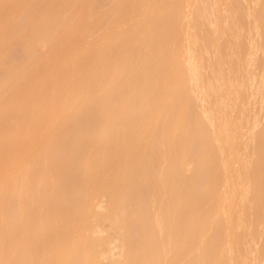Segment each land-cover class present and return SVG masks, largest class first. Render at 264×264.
<instances>
[{
	"label": "rangeland",
	"instance_id": "1",
	"mask_svg": "<svg viewBox=\"0 0 264 264\" xmlns=\"http://www.w3.org/2000/svg\"><path fill=\"white\" fill-rule=\"evenodd\" d=\"M7 1V0H6ZM15 1H17V0H15ZM14 1V2H15ZM20 1V0H19ZM26 1V0H25ZM29 2H30V6L28 7L29 9H25L23 12L22 11H20L21 13H20V16L18 17V19H14L13 17V19L12 18H10L9 20L7 19L6 21L5 20H2V21H4V24H2L3 22L2 21H0V23L2 24V25H4V26H6V28L8 27L12 32H11V34L9 35V37H8V40H10V42L9 43H12V41L13 42H15L14 44H12L10 47H8V49L6 50V51H4V54L3 53H0V55L1 54H3L1 57L2 58H0V102H2L1 100H3V101H5V102H9V103H11V102H14L13 100L14 99H17L18 101H19V99H20V96H19V99H18V95H17V98H16V96L14 97V99L12 100V99H9V98H11L10 97V95H12L13 93H15V92H19L18 94H20V91H21V93L22 92H26L27 90H25V89H35L33 92H34V96L32 95L31 96V94L30 93H32L33 94V92L31 91V90H29V92H27L28 93V96H29V94H30V96H31V99H32V97H33V100H34V102H35V104H36V101H35V98H36V100H38L37 102V104L36 105H38L39 103H41L42 101H41V94H43L42 96H45V95H48V96H51V97H49L48 99H49V101H48V99L47 98H44L43 99V101H45V99H46V103H47V101L49 102L48 104H50L51 102L50 101H57V97L58 96H52V95H54L55 93H56V90H58V85L57 84H54L55 83V81H54V79H53V81H51V82H48L49 81V79H51L52 80V78H49L48 77V80H46L47 79V73L46 72H49L51 69H49V67H47L48 69H49V71H47L48 69L47 68H45V69H47L46 71H45V74H46V76H43L44 75V73L42 72L41 73V75H40V73H38L37 72V69L40 67V65H42L41 67H43L44 65H43V63L44 62H46L47 63V61H50V60H53V61H50V62H53V64L54 63H56V64H58L57 62H54L55 61V59L53 58V57H57L58 58V60H56V61H61V57L63 58L64 56H65V54H67L68 53V51L67 50H69V53L68 54H70L71 55V53H73V55L75 54V52L74 51H70V50H75V49H77V50H79L80 48H83L82 50H84V49H87L88 51H87V53H86V50L84 51L85 53H82V52H78V51H76L77 53H81V54H86V55H84L83 56V58H85V59H87V60H83V58H81L82 60H81V62H79V64L78 65H73L72 67H80L79 69L78 68H76V70L78 71L77 73H79V72H81V70L82 69H85L86 67H88L89 65H91V64H93V66L94 67H96L95 65H98L97 67H99V66H104L103 68H105V66H106V69H109L110 67H107V64H109L110 63V61H112V59L110 58V57H115V52H120L121 53V51H119V49L121 50V47L123 46L122 45V39L120 40V38H123V36H124V34H126L127 35V31L129 30V28H133V27H130V24H134L133 26H135V23L136 22H138V20L136 19L137 18V16H138V14L140 15V12L141 11H146V7L148 6V3H149V6H158V2H161L162 0H139V2L137 3V1L135 0V2L134 1H132V2H134V5H132L133 6V8H135V9H133V8H130V10L129 9H126L127 7H126V4L127 5H131V4H133L132 2L129 4V3H126L125 1V3L123 4L122 3V0H120L121 2H116V1H119V0H93V1H95V3L93 4V6H92V4H91V8H89V7H87V5L85 6V2L83 1V0H59L60 1V3H58V1H57V3L58 4H60L59 6H60V10H58V12L56 13L55 11V13L56 14H54V15H50V14H48V12L46 11V8L48 7V5H47V0H28ZM49 1V0H48ZM54 1V0H53ZM80 1V2H79ZM83 1V2H82ZM85 1H87L86 3H88V1L89 0H85ZM127 1V0H126ZM187 1H190V2H187ZM218 1V0H217ZM216 0H215V2H214V0H182V2H181V0H179V2H177L176 4H178V7H175V8H177V9H175V8H172V9H174V12H176V13H174V12H172V14L170 13L169 15L170 16H174L173 18H171L170 16H168L169 18H167V19H170V20H174V24L175 23H178L177 25H180L181 27L179 28L178 26H177V28H176V25H175V28H176V30H175V28H174V32H176L177 33V36H178V38H177V40H176V42L175 41H173V43L174 44H172V43H170L169 44V39H170V35L172 36V39L175 37H177L176 35L173 37V34H172V32L170 33V31L173 29V28H170V27H168V28H170L171 30L169 31V36H167V31H166V37L167 38H169L168 40H167V42H168V46H170V47H168L167 46V49L163 52H156V50H155V48H154V50H153V46L151 47L152 48V50L150 51L151 52V55L152 54H156L155 56H158V58H160L159 60H161L159 63H160V65H162V66H165V64H166V60L167 59H169L168 57H172L173 55H171L170 56V54L172 53V52H175V50H174V48L176 49L177 48V56L180 58L181 56H180V54L181 53H184V51H186L185 52V56H182L181 58H184V57H186L185 59H183V60H185V61H183V60H181L180 59V61H182V63H183V65H184V67L186 68L185 70H186V75L189 77H187L188 79V83H189V86H188V88L190 87V92H189V96H187L186 98L184 97L183 99H181L182 101H184V102H182L181 104H182V109H183V107H184V110H185V112H186V120H187V122H186V131H185V129H184V131L186 132L185 134H186V137H185V135H182V136H184L186 139H187V141H185L186 139L184 138V137H182V138H184V140L183 141H185L186 142V145H185V150L187 151V154H185V155H183L182 153H181V151L179 152V150H178V152L179 153H177V151L176 152H174L175 154H173L171 151L169 152V155H166L165 154V151L166 150H169L170 149V146L172 147V150L176 147V145H175V147L173 146V144L171 143V141H170V143H171V145L169 146L168 144L169 143H167L166 141V138L167 139H170V138H168V134L170 133V132H173V131H170V129H169V127L171 126V125H173L174 123H173V120L175 121V119H174V114H175V110L178 108V106H180L181 104H178V103H180V102H177V104H176V106L174 107V109H172V111H168L169 112V117H166V113L164 112V113H161L160 115V117L158 118V120L155 122V124H154V126H153V130L151 131V134H150V136L148 137V139L146 138V140H147V142L145 143V142H143L144 143V146H142V144H141V146H139L138 148H140L141 147V149H138L137 150V156H138V159H137V162H135L134 164H135V166H134V168H132V172L130 173V176H129V178H128V180H127V188L125 189L126 190V192H124L125 193V196H124V201H123V203H121V205H122V207L123 208H121L120 210H118L117 212H116V216L114 217V218H105L104 216H105V213H107V209H106V207L108 206L107 204V202H109L108 201V197H106V195L104 196V194H99V193H97V194H95L94 193V191H92L91 190V182L90 183H88V185L86 184V186L84 187V185L83 184H85V183H81V181H83V179L81 180V181H78L77 179H76V175L74 174L73 175V173L75 172H73V173H68V174H66V176H64V174L62 175L63 177H60V175H58L57 176V170H59V169H62V168H64V167H62V168H60L61 167V164H59V163H61V159H59L61 156V153L60 152H63V155H65L64 153H66V152H68L69 150H71V148L73 149V146L71 147V145H74L75 144V142H78V141H84V139L86 138V132L84 131V129L83 128H87L86 130H88V131H90V130H92L91 128L92 127H96L95 128V130L96 129H98L97 130V132H95V131H93V135H94V137H93V135L91 134V138H89V136H90V134H87V137L89 138H87V140L88 141H86V143L87 144H84L83 142H82V147L84 146V145H86V147H87V145H89V144H92L91 146H88L89 148L88 149H90V147H91V149H96L95 147V145L97 144H95L94 143V139H92V138H95L97 135H95L94 133H98L99 132V129H100V124H102L103 125V119L105 118H103L102 119V123L101 122H99V121H101V119L99 120L98 119V117L99 116H97V110H99V109H101L102 110V112H105L106 114H108L109 113V111H113L112 109H114V111H115V107L117 106V105H119V103L118 102H120V101H118V99H119V97H121V96H119L120 94V92H119V89L121 88L120 86V88L119 87H117V85H121V75H122V79H123V77L125 78L126 76H127V74H126V76H124V74H125V72H126V70H127V72H128V69H126L127 68V64L128 63H126V62H128V60L130 59V57L132 56H130V54H128L127 52H125V56H123V57H125L124 59H122L121 61H124V62H121L120 61V64H117V67H116V69L114 70V72L113 73H111V75L113 74V76H114V78L112 77V86H115L116 88H118V91L116 90V93L118 92V96H117V94H116V96H110V97H106L108 100H105V98H104V100H103V98H101L100 96H95L94 97V99H92L91 101L90 100H87V96H88V94L90 95V94H92V92L94 93V91H91L90 92V87L88 86L89 85V83H88V81H87V83H88V85H87V83H86V81L84 82V80L83 79H85V80H87L86 78V76H82V72L79 74L80 76H82V78L83 77H85V78H80V76L79 77H73V80L74 81H76L75 79H78L77 81H76V83H75V85L76 84H78V86H77V88L75 89L74 88V90H73V93H72V96H76L77 97V101L79 102V99L81 98H83V97H85V101H87V103L86 102H84L83 101V99L82 100H80L81 102L83 101L84 103H86V104H84L83 105V107H82V109L81 110H75V112L77 113V114H75V119H71V118H74V115L72 116V115H70L71 116V118H68V119H71L72 121L70 122L68 119H66L65 120V122H68V124H69V122H70V124H71V126H72V128L71 127H69V128H71V131L70 130H68L70 133H68V135L66 134V136H58L57 138H55V140L57 139H59L60 140V137H62V139H61V141H57L58 143H56V144H58L57 146H59V142H61V147L58 149L57 147L56 148H53V144H54V139L53 138H51V137H56V135L55 136H51L50 135V137L48 138V136H46V133H44L43 135H45V137H44V139H49V141L48 142H44V143H49L48 145L47 144H44L43 146H44V148H42V149H48L47 148V146L48 147H52L51 148V150L53 149H58V150H56V151H52L53 153L55 152V155H54V157L52 158V162L50 163V164H48L49 162H46V160H45V163H47V167L49 168V170H51L52 169V172L54 173V172H56V175H55V179L54 178H52V179H49L48 177H49V175H51L52 176V172L51 171H49L48 172V174H47V176H45V178L47 177L48 179H49V182H48V180H46V181H43V183H45L44 184V187L42 186L43 184H42V181H40V183L38 182V179L37 178H39L40 176H38V177H36L37 175H41V174H43V175H41V177L43 176V178H44V172H46V171H43L42 170V172L40 171L41 170V168L42 169H44V170H46L45 169V167H42L41 166V164H42V161H43V156L45 155H43V153L42 152H47V151H43L42 150V152H40L41 151V149L40 150H37L38 152H35L34 154H33V156L32 157H30V161H29V166L31 167V168H29V166H27V165H25L24 167H26V168H24L23 167V169H25V171H30V174L29 173H27L26 174V172L23 170L22 171V169H21V172H24L25 173V175H27L26 177H33L34 178V181H33V183H35V185L34 186H31V185H28V183L30 182V179H29V181L28 180H26L25 178H24V176L22 177L21 176V172L20 171H18L19 172V174H20V176L22 177V178H24V179H22L21 178V180H23V181H21V182H23V184L25 185V187L23 186V184H22V186H18V184L20 185L21 183H17V182H20V180H18L17 182L16 181H14L15 179H13V182H15L16 184V186H17V188H19L20 189V191H22V190H24V188L25 189H27L28 191H26V192H28L29 194L31 193L30 192V190H29V188L31 189V190H35V191H33V192H35V193H31L32 195L30 196V198L28 197V199H29V201L27 202V204L29 205V207H31V205L29 204V203H33V206L35 205H37L36 207H33V208H31V210H30V208H28V206H25V208L27 207V211H29V213L31 214V215H33L36 219H38V220H40L41 218H40V216L41 215H43V218L41 219V221H43V223L42 224H44V223H46L47 222V220L49 219V218H51L52 216H53V213H54V216L53 217H55V212L53 211V213H52V210H55L56 209V205L55 206H53L54 204H53V201H54V203H55V200L54 199H57L56 200V202H58V199H61V197H64V196H66L65 194H66V190L68 189V188H70L71 187V189H74V191L76 192V190L77 191H79V192H77V194H74V196H75V198H76V200H74V201H70L71 199L69 198V201L71 202V204L73 203V202H75L76 201V205H77V207H79V205L81 206L82 205V203H83V201H85V198L87 199L86 201L87 202H89V206H90V210H89V212H88V214L86 215V217H85V219H86V227H83V228H81L79 231L86 237V238H91V239H93V240H95V243H94V246H93V249H94V251H95V254H96V261L95 262H92V263H88V264H112V262L113 261H116V260H119L122 256H123V253H124V255H125V252H126V250H124L125 249V247H126V249H127V252H128V254L129 255H127L128 257L129 256H131L132 258H138L140 255L139 254H141L140 252H139V249H141V247L139 248L138 246H141V245H143V243H147V242H151L152 243V241L153 242H156V244H157V246H158V250H162V248L164 247V249H166V251H164L162 254H165L166 252H167V248H168V252L169 253H167V257H165V259L167 258V259H169V260H167V261H169V263L168 264H178L179 263V261H182V262H180V263H184V264H186L185 262H184V259H186L185 261L187 262V264H196V262L197 261H199L200 263H201V259H200V257H201V253H203L202 255H204L205 256V254L206 253H204L206 250H204V248L208 245L209 246V244L210 245H213V244H215L214 243V241L213 240H217V238H218V236H219V233L221 232L222 233V231H223V234H222V236H226L227 234H228V232H225V231H234L235 232V234H234V232H232L234 235H235V238L237 237V235H238V237H240L241 239H237L236 238V240H235V238H234V236L233 237H231V234H229L228 236V238L231 240V239H233V240H235V242H233L232 240H231V242H233V243H235V245H236V247L234 246V249H232L233 247H231V246H229L230 244H227L228 246H229V248L231 247V251H235V249L237 248V250H236V252H239V250H240V252L238 253V254H235L234 253V251L233 252H230L229 250V248H228V246L226 245V244H224V245H226L225 247H224V245H223V247H224V249H223V251H221V253L223 254V258L220 256L221 255V253H219L218 251V254H220V255H218L217 253H214L215 251H213L212 250V248H213V246H211L212 248H210L209 247V249H210V251L213 253H211L213 256H214V254H217V255H215L216 256V258L215 259H217L218 257L217 256H220V258L222 259V260H220L219 258L217 259V260H220V262L219 261H217V260H215V259H212L213 257H212V255L210 254V252L209 253H207L206 254V256L208 255V254H210V256L212 257H209L208 258V256L206 257V260H205V258H204V260L206 261L205 263H203L204 262V260H203V264H206L207 262L208 263H212V260H215L216 261V263L217 264H220V263H222V264H224V262H226L225 264H230L231 263V257L232 256H234L233 257V259H232V262H233V260H235L234 262H236L237 261V264H238V262H239V264H251L252 262V264H257V262H258V264H261V262L262 263H264L263 261H264V258H262V260L260 261L259 260V257H264V256H262V255H264V202H263V204H262V201H263V199H264V175H263V177H262V174H263V172L261 171V168L264 166L263 164H264V108L262 107L264 104V0H219L220 2H222L221 4L219 3V5L217 4L218 2H217ZM225 1H226V3H225ZM7 2H9V0L7 1ZM11 2H13V1H11ZM23 2H24V0H23ZM22 2V3H23ZM28 2V3H29ZM50 2V1H49ZM51 2H52V0H51ZM56 2V1H55ZM81 2H82V4H84L82 7H84L85 9L83 10L82 8V10L84 11H82L81 9H80V7H81ZM91 3H92V0L90 1ZM90 2H89V4H90ZM114 2H116L115 3V5L118 3V4H120V5H122V6H118V5H116L117 7H119V8H123V9H126L125 10V12H121V9H119V8H114L113 7V5H114ZM127 2H130V0H128ZM157 2V4L155 5H153L152 3H156ZM175 2H176V0H175ZM188 3V5L186 4L185 5V3ZM1 3V2H0ZM16 3V2H15ZM14 3V4H15ZM24 3H27V2H24ZM78 3H80L79 5H80V7H79V5H78ZM150 3H151V5H150ZM182 3V7L180 6V4ZM215 3H216V5H218L217 6V8H219L218 9V14L216 13L217 12V9L215 8V7H213L214 5H215ZM5 4V3H4ZM17 4V3H16ZM51 5L53 4L54 5V2L53 3H50ZM57 4V5H58ZM7 5V4H6ZM6 5H1L0 4V7L2 6V9L4 8L3 6H6ZM11 5V4H10ZM21 5H23V7H25L24 6V4H21ZM20 5V6H21ZM78 5V6H77ZM135 5H137V6H135ZM190 5V6H189ZM215 5V6H216ZM16 6V5H15ZM17 6H19L18 4H17ZM16 6V7H17ZM28 6V5H27ZM26 6V7H27ZM88 6H90V5H88ZM115 6V7H116ZM174 6H177V5H174ZM187 6L190 8V10H189V8L187 9ZM220 6V7H219ZM221 6H223V7H221ZM9 7V6H8ZM8 7H5V8H7L8 9ZM51 7V6H50ZM49 7V8H50ZM58 7V6H57ZM78 7H79V12H78ZM97 7H98V10H100V12L98 11V10H96L97 9ZM171 7H173V4H172V6ZM171 7L169 6V9H171ZM180 7H181V9H180ZM15 8V7H14ZM13 8V9H14ZM17 8H19V7H17ZM22 8V7H21ZM53 8H55V7H53ZM96 8V9H95ZM100 8V9H99ZM114 8V9H113ZM128 8H129V6H128ZM150 8V7H149ZM154 8V7H153ZM222 8V10H221V12L222 11H225L224 12V14L226 13V15L227 16H229L230 18L228 19V17H227V19H226V17H225V20L223 19L224 17V14L223 15H219V10ZM1 9V8H0ZM7 9H4L5 11L7 10ZM11 9V8H10ZM56 9V8H55ZM86 9H88V10H90V13L86 10ZM119 9V10H118ZM133 9V10H132ZM168 9V11L170 12V10ZM171 9V11H173ZM215 9H216V12H215ZM225 9V10H224ZM12 10V9H11ZM16 10V9H15ZM15 10H13V11H15ZM23 10V9H22ZM31 10H32V12L34 11V13H33V15H29V13L31 12ZM48 10V9H47ZM50 10V9H49ZM48 10V11H49ZM54 10V9H53ZM96 10V11H95ZM116 10V11H115ZM117 10L120 12L119 14H121V15H119L120 17L119 18H121L120 19V21H119V27H117L118 26V24L116 25V26H114L113 27V24H112V22L118 17V12H117ZM136 10V11H135ZM8 11V10H7ZM56 11H57V9H56ZM88 12L89 14L87 15V13L86 12ZM98 11V12H97ZM122 11H124V10H122ZM140 11V12H139ZM148 11V10H147ZM0 12L2 13V12H4V11H1L0 10ZM11 12V11H10ZM9 11H8V14L10 13ZM51 13H52V9H51V11H50ZM85 13L84 14V17H86L85 15H87V18H84L83 16L82 17H80L79 18V13ZM138 12V13H137ZM0 13V14H1ZM4 13H6V12H4ZM12 13V12H11ZM18 13V12H17ZM100 14V15H102L101 16V19L99 18V20H100V22H99V20H98V24H94V22L98 19H96L95 20V17L97 16L96 14ZM123 13H124V15H123ZM145 13V12H144ZM144 13H142V14H144ZM7 14V13H6ZM1 15H3V13L1 14ZM9 15H11V14H9ZM17 15V14H16ZM96 15V16H95ZM13 16V15H12ZM18 16V15H17ZM81 16V15H80ZM99 16V15H98ZM222 16V17H221ZM8 17V16H7ZM33 17V19H34V23H35V26H34V28H33V30L32 31H29L27 34H26V36H24L23 38H21L22 36L21 35H23L24 33V30H23V28L25 27V25H26V23H28L31 19L30 18H32ZM35 17V18H34ZM138 17H140V16H138ZM3 18H5L4 16H3ZM29 18V19H28ZM119 18L118 19H116V20H119ZM218 18V19H217ZM233 19V23H230L231 22V20ZM1 19V18H0ZM6 19V18H5ZM29 21H28V20ZM83 19H85V21L83 20V22H82V20ZM28 21V22H26L25 24H23V22H25V21ZM79 20H81V21H79ZM116 20H115V22H116ZM137 20V21H136ZM169 20V21H170ZM203 20V21H202ZM237 20V21H236ZM77 21H79L80 23L82 22V24L83 23H85L86 22V25L85 24H83L86 28H83L82 26V29H83V31H82V29L80 30V28L78 29V28H76V27H79L80 25H79V22H78V24H76L77 23ZM168 21V20H167ZM165 22L166 24H167V26L169 25L170 26V22ZM190 21V22H189ZM204 21H205V23H206V27H204L203 26V24H204ZM223 21V22H222ZM230 21V22H229ZM234 21H236L235 23H234ZM97 22V21H96ZM114 22V23H115ZM172 22V21H171ZM180 22V23H179ZM183 22V23H182ZM187 22H189V23H187ZM191 22H192V25H188V24H191ZM238 22V23H237ZM32 23V22H31ZM117 23V22H116ZM169 23V24H168ZM185 23V24H184ZM217 23H219L218 25H216ZM226 23H228V24H226ZM236 23H237V25H236ZM239 23H241L240 24V26H239V28L238 27H235L236 29V32H238L239 34H240V32H241V34H242V36H240V37H242L243 39H241V38H239V36H238V34L237 33H235V31H234V28H233V24H235L236 26H238L239 25ZM1 24H0V27H1ZM21 24H22V26H24V27H21L22 29L21 30H23L22 32L20 31V26H21ZM28 24H30V23H28ZM27 24V25H28ZM81 24V25H82ZM166 24H164L165 26H163V27H165V28H167L166 27ZM227 25L226 26V28H227V32H226V29H224V25ZM26 25V26H27ZM77 25V26H76ZM115 25V24H114ZM131 25V26H132ZM138 25V24H137ZM172 25H173V22H172ZM229 25V26H228ZM233 25V26H232ZM33 25H31L30 27H32ZM111 26L115 29V27H117L118 28V32H119V28H120V30H127L125 33H123L122 35H121V33L122 32H124V31H120L119 33H120V35H121V37L119 38L118 37V39L119 40H117V41H115V42H113L114 40H112V38H111V40H108V39H110L109 37H108V34H110L111 33V30H110V28H111ZM126 26V27H125ZM129 26V27H128ZM186 26H189L188 28H187V30H186ZM219 26V27H218ZM222 26H224L223 28H222ZM232 26V27H231ZM241 26H242V31H241ZM29 27V26H28ZM172 27H174V26H172ZM202 27H204V30H203V28ZM221 27V28H220ZM5 28V29H6ZM27 28V27H26ZM26 28H25V32H27V30H26ZM126 28V29H125ZM167 28V30H169ZM238 28V29H237ZM28 29V28H27ZM109 29V30H108ZM134 29V28H133ZM178 29H180L179 31H180V33H179V31H178ZM220 29H222L221 31H220ZM29 30V29H28ZM78 30V31H77ZM113 30V29H112ZM117 29H115V31H116ZM132 30V29H131ZM130 30V31H131ZM162 30H164V32H165V30L166 29H162ZM230 30V31H229ZM238 30V31H237ZM2 31H5V30H3L2 29ZM129 31V32H130ZM218 31H219V33H218ZM9 31L7 30V33H8ZM71 32H74L73 33V35H71L70 33ZM75 32H77V33H75ZM107 32H108V34H107ZM110 32V33H109ZM183 32H185L186 34L184 35V36H182L183 35ZM187 32H189L188 34H191V35H188L187 34ZM230 32V33H229ZM235 33V37H238L239 39H240V41L242 40V42L240 43V41L237 39V38H235V39H232L233 38V36L234 35H232V38H231V36H229V35H227V34H230L231 35V33ZM3 33V32H2ZM21 33H23V34H21ZM179 33V34H178ZM182 33V34H181ZM216 34V38H215V34ZM221 33H222V35H221ZM225 33V34H224ZM163 34V33H162ZM163 34V35H164ZM175 34V33H174ZM237 34V35H236ZM240 34V35H241ZM2 35V34H1ZM0 35V36H1ZM106 35H107V37H108V39L106 38ZM111 35V34H110ZM109 35V36H110ZM188 37H187V36ZM218 35V36H217ZM226 35V36H225ZM72 36V37H71ZM186 36V37H185ZM190 36H191V38H190ZM204 36V37H203ZM210 36V42H212L213 40H216V41H214V42H216V48H214V46L213 45H215V43H209L208 41V37ZM229 36V37H228ZM5 37H6V34H5ZM125 37V36H124ZM183 37H184V39H183ZM218 37V38H217ZM228 37V38H227ZM3 38V37H2ZM105 38H106V40H108V42L105 40ZM114 38H116V37H114ZM135 37H133L132 39H131V41L133 42V39H134ZM211 38H212V40H211ZM1 39V38H0ZM124 39V38H123ZM136 39L137 38H135L134 39V41H136ZM153 39V38H152ZM183 39V40H182ZM186 39H191V40H189L190 42V44L188 43H186V42H188V40H186ZM228 39V40H227ZM5 40V38L3 39V41ZM6 40H7V38H6ZM12 40V41H11ZM116 40V39H115ZM154 40V39H153ZM152 40V41H153ZM182 40V41H181ZM232 40H236V41H234V42H238L236 45L238 46H240L241 45V48L238 46H234V44H232V43H234V42H232ZM238 40V41H237ZM2 41V42H3ZM102 41H104V43L103 44H106L105 42H107L110 46H111V42H112V46L110 47V46H108V47H110L111 49L113 48V50L115 51H111V49H109L108 47V49H109V51H108V49H107V52H109V53H107L106 54V56H107V58L109 59V61H108V59L105 57V55L104 54H102L103 56H104V60L105 59H107V60H105V61H103L104 63H107L106 61H108V63L107 64H105V65H102V64H100V60L102 59L101 58V56L100 55H97V54H95V55H97V60L99 59V58H101V59H99V63H94V61L93 60H91V59H93L92 57H93V52H92V50L94 49V50H96V48H95V45L96 44H94V43H96V42H101L102 43ZM110 41V42H109ZM159 41V38L157 37V38H155V40L152 42V43H157ZM172 41V40H171ZM170 41V42H171ZM226 41H229V42H231V44H229V45H227L229 42H227V44H226ZM24 42H25V44L27 45V46H29V45H31L29 48H27V47H25V44H24ZM124 42H125V40H124ZM129 42H130V38H129ZM182 42H185V43H182ZM208 42V43H207ZM5 43V42H4ZM137 43V42H136ZM151 43V44H152ZM181 43L182 44H184L183 45V49H186V50H183L182 48H181ZM208 44V46H205V48H204V45H206V44ZM2 44V43H1ZM7 44V43H6ZM88 44H94V48H93V46H91L90 45V48L92 49V50H90L89 48H88ZM125 44V43H124ZM129 44H131V43H129ZM10 45V44H9ZM99 45V44H98ZM132 45V44H131ZM137 45V44H136ZM136 45L135 46H133V48L134 47H136ZM157 45V44H156ZM156 45L154 44V46L156 47ZM186 45V46H185ZM189 45V46H188ZM203 45V46H202ZM3 46H5V45H3ZM138 46V45H137ZM140 46V45H139ZM180 46V47H179ZM184 46L186 47V48H184ZM229 46V47H228ZM6 47V48H7ZM96 47H97V45H96ZM206 47H207V49H206ZM209 47H211L212 49H214V51L211 49V48H209ZM220 47V48H219ZM236 47H237V49L238 48H240L239 50H237L236 49ZM249 47V48H248ZM6 48H2V49H6ZM123 48V47H122ZM137 49H138V47H136ZM150 48V49H151ZM182 49V52L181 51H179V49ZM188 48V49H187ZM209 48V49H208ZM235 48V49H234ZM1 49V50H2ZM64 49H67L66 51L67 52H65V50ZM135 49V48H134ZM136 49V50H137ZM149 49V50H150ZM180 49V50H181ZM206 49V50H205ZM217 49V51H215ZM218 49H219V51H218ZM0 50V51H1ZM81 50V49H80ZM207 50H209V51H207ZM210 50H211V52H210ZM127 51V50H126ZM134 51V50H133ZM139 51V50H138ZM207 51V52H206ZM213 51V52H212ZM1 52H3V50L1 51ZM65 52V53H64ZM71 52V53H70ZM94 52H96V51H94ZM117 52V53H118ZM209 52V53H208ZM64 55H63V54ZM111 53V55H109ZM112 53H115V54H112ZM135 53V52H134ZM137 53V52H136ZM135 53V54H136ZM178 53H180V54H178ZM211 53H212V56H211ZM67 54V56H65L64 57V59L66 58H69L70 56ZM80 54V55H81ZM91 54H92V56H91ZM132 54H133V52H132ZM149 54V53H148ZM209 54V56H206V55H208ZM118 55V54H117ZM138 55V54H137ZM136 55V56H137ZM205 55V56H204ZM98 56H100L99 58H98ZM130 56V57H129ZM91 57V62H90V60H88L89 58ZM134 57V59H135V56H133ZM133 57H131V58H133ZM206 57V58H205ZM208 57V58H207ZM211 57V60L209 59ZM50 58H52V59H50ZM56 58V59H57ZM127 58H129V59H127ZM201 60H200V59ZM50 59V60H49ZM222 59V60H221ZM47 60V61H46ZM68 60V59H67ZM66 60V61H67ZM94 60H95V62H97V60L94 58ZM127 60V61H126ZM130 60H132V59H130ZM129 60V61H130ZM221 60V61H220ZM92 61H93V63H92ZM102 61V60H101ZM133 61V60H132ZM132 61H130V63L132 62ZM134 61H137V58L134 60ZM50 62H48L49 63V65H53V64H50ZM62 62H63V60H62ZM77 62V63H78ZM88 62H90V64L88 63ZM203 62V67H204V65H205V67H204V69L206 68V69H208L207 71L206 70H204L203 69V67L201 68V63ZM45 63V66L48 64H46ZM60 63V62H59ZM63 63H65L66 64V62L64 61ZM81 63V64H80ZM103 63V64H104ZM132 63H134V62H132ZM132 63H131V65H132ZM185 63V64H184ZM68 64V63H67ZM66 64V65H67ZM71 64V63H70ZM70 64L69 65H67V66H69L70 68H71V66H70ZM89 64V65H88ZM95 64V65H94ZM100 64V65H99ZM136 64V63H135ZM48 65V66H49ZM127 65V66H126ZM130 65V64H129ZM182 65V66H183ZM228 65H232V67L230 66V68H232V69H228V71H227V67H229ZM51 68H52V66H50ZM96 67V68H97ZM183 67V68H184ZM203 70V72H201V71H199V70H201L200 68ZM55 68V64H54V66H53V68H52V70ZM93 68V67H92ZM91 68V69H92ZM154 68H156V67H154ZM159 68V67H158ZM158 68H156V69H153L152 71H157V73H158ZM162 68V67H161ZM247 68H249L248 69V71H250V72H248L247 71ZM43 69V68H42ZM41 69V71H44V70H42ZM75 69V68H74ZM89 69V68H88ZM235 69H238V73L236 74V73H234L235 72ZM39 70V72H40V69H38ZM86 70V71H85ZM85 70H83V73H84V71L86 72V73H84V75L85 74H87V76L89 75V70H87V69H85ZM161 70V69H160ZM185 70H183V71H185ZM232 70V72H233V74H235L236 76H234L233 74L231 75V74H229L230 73V71ZM113 71V70H112ZM153 72V73H151L152 75L150 76V81H152V82H154V79H155V75H156V77H157V74H156V72ZM199 71V73L200 74H202L203 73V75H204V72H205V74H207V72H208V74H207V76H203L202 78H200L199 79V77L201 76L199 73H198V75H197V72ZM52 72V71H51ZM108 72V71H107ZM107 72H105V74L103 75L104 76V78L106 77H108V78H110L111 77V75L110 76H108L109 75V73H107ZM161 72V71H160ZM185 73V72H184ZM48 74H50V73H48ZM164 72H162L161 74H160V76H159V79H161V78H164ZM43 77V78H41V77ZM77 76H78V74H77ZM223 76V77H222ZM40 78H41V80H40ZM45 78V80H43ZM215 78H216V80H215ZM217 79H218V81H217ZM224 79V80H223ZM81 80H83V81H81ZM186 80V77H185V79H184V81ZM40 81H42V82H44V81H46V82H44L43 83V85L42 86H40V84H41V82L39 83ZM66 81H68V77H67V80ZM124 81V80H123ZM122 81V83H124ZM216 82V84H215V82ZM48 82V83H47ZM187 82V81H186ZM37 83H39V85H38V87H36L37 85ZM47 83V84H46ZM57 83V82H56ZM91 84V83H90ZM153 84V83H152ZM151 84V85H152ZM184 84V83H183ZM187 84V83H186ZM213 87H215L214 89H212V86ZM110 85V84H109ZM154 85V84H153ZM188 85V84H187ZM216 85V86H215ZM39 86H40V88L41 89H39L38 90V88H39ZM180 86H182V84L180 85ZM183 86H185V84L183 85ZM89 87V88H88ZM111 87V86H110ZM243 87V88H242ZM89 89V90H88ZM113 90H114V88H112ZM112 89H110V90H112ZM179 89V88H178ZM208 89V91H206V90ZM218 89V90H217ZM185 90H189V89H185ZM214 90H216L215 92H214ZM220 90V91H219ZM236 90H237V97H238V99H237V97H236ZM88 91L90 92V93H88ZM97 91H100V90H97ZM97 91L95 92V93H97ZM102 91V90H101ZM210 91H212V93L213 94H211V92ZM36 92V93H35ZM104 92V91H103ZM112 92H114V91H111L110 93H112ZM209 92H210V95L208 96V94H209ZM54 93V94H53ZM99 93V92H98ZM101 93V92H100ZM109 93V92H108ZM187 93V92H186ZM217 93V94H216ZM15 94H17V93H15ZM40 95V99H38L39 98V95ZM113 94V93H112ZM205 94H206V96H205ZM241 94V95H240ZM36 95H37V97H36ZM93 95L94 94H92V95H90V96H92V98H93ZM98 95V94H97ZM185 95H187V94H185ZM184 95V96H185ZM212 95V96H211ZM29 96V97H30ZM48 96H46V97H48ZM89 96V97H90ZM102 96V95H101ZM105 96V95H104ZM107 96V95H106ZM259 96V97H258ZM12 97V98H13ZM25 97H27V96H24V99H25ZM29 97H27L24 101L25 102H27V99H28V103L30 104V102L32 101ZM35 97V98H34ZM136 97V96H135ZM138 97V96H137ZM136 97V98H137ZM181 97H183L182 95H181ZM235 97H236V100H235ZM261 97V98H260ZM75 98V97H74ZM91 98V97H90ZM128 98V97H127ZM139 98V97H138ZM179 98H180V96H179ZM241 98V99H240ZM4 99H8L7 101L6 100H4ZM30 99V100H29ZM129 99H132V98H129ZM10 100H12V101H10ZM21 100L23 101V98H21ZM75 100V101H76ZM133 100H134V98H133ZM180 100V101H181ZM206 100V101H205ZM207 100H208V102H207ZM233 100L234 101H236V102H238V104L236 103H234L233 102ZM258 100H261V101H258ZM18 101H17V103H18ZM30 101V102H29ZM74 101V102H75ZM76 101V102H77ZM88 101H90V102H88ZM130 101V100H129ZM229 101H230V103H229ZM7 102V103H8ZM16 102V101H15ZM83 102L81 103V104H83ZM131 102H132V100H131ZM130 102V103H131ZM239 102H240V104H239ZM263 102V103H262ZM7 103H6V105H7ZM43 103V102H42ZM136 103H138L137 102V100L135 99L134 101H133V103L131 104V106L133 105V107H131L130 106V104H129V106H128V108H133L134 109V107H135V105H137ZM1 104V106L3 107L4 106V108H5V106L6 105H4V102H2V103H0ZM14 104V103H13ZM19 104V103H18ZM23 104H25V103H23ZM116 104V105H115ZM234 104H235V106H234ZM262 104V105H261ZM10 105V104H9ZM8 105V106H9ZM11 105H12V103H11ZM10 105V106H11ZM26 106H27V104H25ZM34 105V104H33ZM40 105V104H39ZM237 105V106H236ZM19 107L18 108H16V110L19 112L21 109H22V107H24V105L21 107V105H18ZM30 106L31 105H29V108H30ZM113 106H115V107H113ZM2 107H0V109H2ZM21 107V108H20ZM28 107V106H27ZM26 107V108H27ZM32 107V106H31ZM34 107H36V106H34ZM262 107V108H261ZM3 108V109H4ZM8 108V107H7ZM20 108V109H19ZM26 108L24 107V109H22V110H24V112L26 111ZM28 108V110H27V112L31 109H29ZM33 108V107H32ZM81 108V107H80ZM141 108L142 107H140L139 109H137V110H141ZM181 108V107H180ZM258 108H260V109H258ZM9 109H10V107H9ZM19 109V110H18ZM262 109V110H261ZM15 110V112H17ZM130 111H131V109H129ZM238 110V111H237ZM2 111H4V110H2ZM32 111V110H31ZM113 111V112H114ZM238 112L237 114H236V112ZM259 111H261L260 113H259ZM14 112V113H15ZM21 112V111H20ZM23 111H22V113H24ZM98 112H100V111H98ZM102 112H100V113H102ZM22 113H20V114H22ZM29 113V112H28ZM105 113H103V114H105ZM212 113V114H211ZM16 114V113H15ZM25 114H27V113H25ZM30 114V113H29ZM73 114H74V112H73ZM103 114H101V115H103ZM111 114L112 113H110V114H108L109 116H111ZM14 115V114H13ZM24 114H22V116H23ZM31 115V114H30ZM30 115H27V117H29V118H27V119H30V118H32V117H30ZM77 115V116H76ZM236 115V116H235ZM16 117H17V115H15ZM20 116V115H19ZM19 116H18V118H19ZM25 116V115H24ZM23 116V117H24ZM69 116V115H68ZM105 116H107V115H105ZM102 117V116H101ZM213 117V118H212ZM20 118H21V116H20ZM26 118V117H25ZM14 119V118H13ZM22 119V118H21ZM212 120V121H210V120ZM2 120V119H1ZM22 120H26V119H22ZM22 120H19L18 119V121H22ZM31 120V121H30ZM30 120H27V121H29V123H30V125H31V127H30V125H29V123H26V124H28L29 125V127L30 128H34L35 129V127H34V125L32 124L33 123V118L32 119H30ZM35 120V119H34ZM185 120V119H184ZM209 120V121H208ZM215 120V121H214ZM8 120H5V122H7ZM133 121V120H132ZM3 122V121H2ZM2 122H0V123H2ZM36 122V121H35ZM35 122H34V124H35ZM100 123L98 126H95L96 125V123ZM208 122V123H207ZM210 122V123H209ZM9 123V122H8ZM18 123H20L21 125H22V123L21 122H18ZM18 123H13L14 124V127H15V124L17 125ZM173 123V124H172ZM196 123H198L197 125H196ZM10 125L12 124V121H10V123H9ZM26 124H24V126L26 125ZM65 124H67V123H65ZM69 124V125H70ZM211 124H212V126L215 124V126L216 127H220V129H221V127H223L224 129H226L227 131L229 130H231L232 132V136H231V134H230V140L232 141V143H233V147H230V145H229V150L228 149H225L224 148V151L225 150H227V151H225V153L223 152L222 154H221V150L220 151H217V150H219L218 148H217V146L215 145V144H217L216 142L218 141V144H220L221 145V143L223 144V143H225V141H224V136L222 137L223 139H221V138H219L218 136V138L219 139H221V140H223L222 142H220V140H217V139H214L215 138V129L214 128H212L211 129ZM33 125V126H32ZM62 125H64V122L62 123ZM20 126V125H19ZM23 126V125H22ZM36 126V125H35ZM185 126V125H184ZM7 127H8V125H7ZM11 127H13V126H11ZM17 127H18V125H17ZM27 127V125L25 126V128ZM209 127H210V131H209ZM4 128H5V125H4ZM19 128V127H18ZM59 128H61V125L59 126ZM62 128H63V126H62ZM65 128V127H64ZM63 128V129H64ZM66 128H68V126L66 127ZM171 128V127H170ZM174 128H176L175 126L173 127V129ZM222 128V129H223ZM13 129V131L14 130H16L17 128H12ZM11 129V130H12ZM20 130H22V127L20 126V128H19ZM19 129H17L18 131H20ZM27 129H28V127L26 128V131L25 132H27ZM34 129H33V131H34ZM83 129V130H82ZM177 129H179V128H177ZM1 130V129H0ZM24 128H23V131H20V132H18L17 133V135H16V137H19V135L22 133V135H24L23 134V132H24ZM29 130H31L30 132H27V133H31L32 132V129H28V131ZM58 130H61V129H58ZM2 131V130H1ZM64 131V130H63ZM62 131V132H63ZM115 131V130H114ZM170 131V132H169ZM177 131V130H176ZM180 131H181V128H180ZM211 132L210 133V135L212 136H210L209 135V132ZM214 131V132H213ZM17 131H15V133H16ZM65 132V131H64ZM113 132V131H112ZM3 133V132H2ZM26 133V134H27ZM55 133V132H54ZM53 133V134H54ZM56 133H58V131L56 130ZM55 133V134H56ZM59 133L60 134H58V135H62L61 134V131H59ZM66 133V132H65ZM90 133V132H89ZM178 131H177V135H178ZM184 133V132H183ZM229 132H227V134H228ZM4 134V133H3ZM9 134V131L7 132V135ZM11 134H13V133H11ZM25 134V135H26ZM52 134V135H53ZM115 134V133H114ZM113 134V135H114ZM120 134H121V132H120ZM120 134H119V136H120ZM6 135V136H7ZM15 135H13L14 136V138H16L15 137ZM24 135V138L26 137ZM31 135V134H30ZM65 135V134H64ZM89 135V136H88ZM113 135H111L112 136V138H113V140H110V141H114V139H116L117 140V138L116 137H113ZM117 135V134H116ZM122 135V134H121ZM179 135H181V134H179ZM220 135H221V133H220ZM0 136H1V134H0ZM4 136H5V134H4ZM9 136V135H8ZM7 136V137H8ZM13 136H12V138H13ZM123 136V135H122ZM121 136V137H122ZM209 136L211 137L210 139H209ZM228 136H229V134H228ZM228 136H227V138H228ZM121 137H119L118 138V140L121 138ZM169 137H172V139L173 138H177V136L175 137L174 136V134H171L170 133V135H169ZM180 137V138H181ZM2 138H4V140H5V138L6 137H0V139L2 140ZM12 138H11V141H13L12 140ZM23 138V139H24ZM51 138V139H50ZM111 138V139H112ZM180 138L178 139L179 141H180ZM213 138V139H212ZM227 138H226V140H227ZM8 139H9V141H10V138L8 137ZM46 139V140H47ZM90 139H92L93 141H92V143L90 142L89 143V140ZM3 140V141H4ZM121 140V139H120ZM171 140V139H170ZM174 140V139H173ZM177 140V141H178ZM229 139H228V142H230L231 143V141H230ZM6 141L7 140H5L4 142H5V145H7L6 144ZM8 141V142H9ZM45 141V140H44ZM96 142L98 141V140H95ZM100 141V142H99ZM98 141V143H101L102 145H105V144H103L104 143V140H102V142H101V140H99ZM128 141V140H127ZM175 141V140H174ZM0 142H2V141H0ZM7 142V143H8ZM14 142H15V140H14ZM112 142H110V144H112ZM115 142V141H114ZM169 142V141H168ZM220 142V143H219ZM13 143V142H12ZM25 143V142H24ZM167 143V144H166ZM181 144H182V142H180ZM215 143V144H214ZM227 143V142H226ZM230 143H228V144H230ZM232 143H231V146H232ZM1 144V143H0ZM10 144V143H9ZM56 144L54 145V146H56ZM77 144V143H76ZM75 144V145H76ZM80 144V143H79ZM109 144V146H108V150H110L109 149V147L111 148V146L112 145H110ZM175 144H176V141H175ZM179 144V143H178ZM227 144V145H228ZM47 145V146H46ZM113 145H115V144H113ZM207 145H208V147H209V149H208V147H207ZM99 145H97V148H99L100 149V147H101V145L98 147ZM116 146V145H115ZM167 146H169V147H167ZM207 147V150H209V153H211V150H215V147H216V151H217V153L216 154H214V156H213V163L211 164V166H210V163H208V161H209V157L206 155V152H205V150H204V147ZM226 147L225 145H222V147ZM75 147H77V146H75ZM79 147H80V145H79ZM168 149H167V148ZM205 147V148H206ZM219 147V146H218ZM228 147V146H227ZM226 147V148H227ZM24 147H21V149H23ZM49 148V149H50ZM116 148V147H115ZM214 148V149H213ZM87 149V148H86ZM93 149V150H94ZM177 149H178V147H177ZM176 149V150H177ZM180 149H182L181 147H180ZM112 150H113V147H112ZM140 150V151H139ZM3 151V150H2ZM84 152H85V147H84V150H83ZM83 151H82V153H83ZM92 151V150H91ZM96 151V150H95ZM95 151H93V152H91L92 154L95 152ZM97 151H100V152H102V149H100V150H97ZM174 151V150H173ZM183 151H184V149H183ZM20 152V151H19ZM71 152H72V150H71ZM139 152V153H138ZM167 152V154H168V151H166ZM213 152V151H212ZM1 153V152H0ZM50 153H51V151H49L48 153H46V156L49 154V156H48V159H49V157H51V155L53 154H51L50 155ZM74 153V155H73V157H72V159H73V162L75 163V164H79L81 161H83V159H85L86 157H87V154H86V157H84V156H82V154H80V150H78V147L76 148V150H75V152H73ZM86 153H88V150H87V152ZM96 153H98V152H96ZM186 153V152H185ZM215 153V152H214ZM219 153L222 155H220L219 156ZM241 153H244V157H243V155H242V157L240 156L241 155ZM70 153H68L67 155H69ZM139 154V155H138ZM208 154V153H207ZM213 154V153H212ZM246 154V155H245ZM66 155V156H67ZM83 155H84V153H83ZM99 156H100V154H98ZM209 155V154H208ZM230 155H232L231 157H232V159H234V157H235V155H238L237 156V158H235V160H233L232 161V159H231V157H230ZM53 156V155H52ZM60 156V157H59ZM70 156V155H69ZM99 156H97L96 155V157H99ZM210 156V155H209ZM20 157H22V156H20ZM82 157H84L83 159H82ZM92 157H93V155H92ZM96 157H95V154H94V160L96 161ZM166 157V158H165ZM168 157V158H167ZM222 157L224 158V159H229L230 161H228L229 163L228 164H224V166H222ZM240 157H241V160H240ZM66 158V157H65ZM64 158V160H63V158H62V164L64 163V162H66V159ZM137 158V157H136ZM209 158V159H208ZM244 158V159H243ZM47 159V158H46ZM70 159V158H69ZM68 159V160H69ZM71 159V160H72ZM98 159V158H97ZM212 159V158H211ZM236 159L238 160V161H240V162H242V163H240V162H238V166H237V163H234V162H236ZM242 159H243V161H242ZM48 161V160H47ZM50 161V160H49ZM85 161V160H84ZM73 162L71 161V163L73 164ZM210 162V161H209ZM212 162V161H211ZM44 163V162H43ZM45 163L44 164H42V165H45ZM66 163H68V162H66ZM82 163V162H81ZM247 163V164H246ZM32 166H31V165ZM65 164V163H64ZM69 164V163H68ZM83 164V163H82ZM240 164V165H239ZM242 164L244 165H247V166H242ZM249 164V165H248ZM263 165V166H262ZM67 165H65V168H67L66 167ZM71 166H73V165H71ZM71 166H69V168L71 167ZM77 165H75V167H76ZM80 166H81V164H80ZM243 168H242V167ZM74 167V168H75ZM245 167H246V170H248L247 172H245L243 169H245ZM250 167V168H249ZM39 168H40V170H39ZM51 168V169H50ZM69 168H67V171H69L68 169ZM73 168V167H72ZM77 168H78V166H77ZM248 168V169H247ZM64 169H62L60 172H62ZM66 170V169H65ZM65 170H64V172H65ZM71 170V169H70ZM76 170V169H75ZM250 170V171H249ZM262 170H264V167L262 168ZM66 171V172H67ZM78 171V170H77ZM256 171H258V177H256L255 175V172ZM17 172V173H18ZM41 172V173H40ZM52 174H51V173ZM71 172V171H70ZM249 172V173H248ZM16 173V174H17ZM24 173H23V175H24ZM47 173V172H46ZM45 173V174H46ZM63 173V172H62ZM247 173V174H246ZM16 174L14 175V177L16 176ZM18 174V175H19ZM76 174H77V172H76ZM78 175V177L77 178H80L79 177V174H77ZM20 176H18V177H20ZM54 176V175H53ZM75 178H74V177ZM237 176H239L238 178H240V177H242V178H245V180H243L242 178H240L239 180H238V178H236ZM244 176V177H243ZM31 177V178H32ZM60 177V178H59ZM83 177V176H82ZM247 177V178H246ZM163 179V180H166V184H168V183H171V185H172V189H171V185H169V187L168 188H170V189H168L167 190V188H166V190H163L162 192L160 191L159 193H158V195H156L154 198L152 197V194H150V189H151V186H152V188L154 187L153 186V184L152 183H154V182H158V181H156V180H158V179ZM235 178H236V180H235ZM20 179V178H19ZM37 179V180H36ZM56 180L57 179V181L56 182H54V183H56V184H54L53 186H55L56 187V185L58 186V187H56L57 188V190L55 189V194H54V189H53V195H51L52 197H53V199H51V197H49L50 199H51V201H50V199L48 198V205H47V207H46V205H45V203L47 204V202H46V200H45V195L47 196V191H48V187H46V186H49V185H51L50 184V181L51 180ZM69 179H71L70 181H72L71 182V184H69V185H66V183H67V181H69ZM225 179H228L229 181H228V185H229V183H230V181H231V183L230 184H232V185H229V189H231V187L232 186H235V188H236V190H237V197L236 198H234V196H235V192L234 191H232V189L231 190H227V192L228 191H232L230 194H234V196H233V194H232V196H233V201L235 202H233V203H231V202H229L227 199H223V196H224V193L226 192V188H225V186L227 185V180H225ZM234 179V180H233ZM249 179V180H248ZM24 180H26L25 181V183H24ZM32 180V179H31ZM35 180H36V182H35ZM40 180V179H39ZM41 180H42V178H41ZM44 180V179H43ZM226 181V182H223V181ZM77 181V182H76ZM159 181H161L162 182V180H159ZM238 181V182H237ZM27 182V183H26ZM51 182H53V181H51ZM77 183L78 185H79V182H80V184H82L83 186H81V185H79L80 187H82V188H80L79 186H77L76 184H74V183ZM163 182H165V181H163ZM31 183V182H30ZM39 183V184H38ZM49 183V184H48ZM158 183H160V182H158ZM158 183H156L157 185H159ZM13 184V183H12ZM11 184V185H12ZM28 186H31V187H28ZM163 185H164V183H162ZM165 184V185H166ZM7 186V188L8 187H10V188H12L13 189V186ZM14 185V184H13ZM39 185V186H38ZM41 185V186H40ZM46 185V186H45ZM71 185H73V187L71 186ZM75 185V186H74ZM155 185V184H154ZM156 185V186H157ZM160 185H161V183H160ZM228 185L226 186L227 188H228ZM238 185V186H237ZM26 186L28 187V188H26ZM67 186V187H66ZM162 186V185H161ZM64 187H66V188H64ZM126 187V186H125ZM158 187V186H157ZM163 187V186H162ZM250 187V188H249ZM252 187H253V190H254V193L252 194H249L250 192H253V190H250V189H252ZM10 188H8L9 190H6V192L8 193L9 192V194H10V191L11 192H13ZM15 188V187H14ZM21 188H22V190H21ZM44 188H46L47 189V191H45L44 192ZM84 188V189H83ZM155 188V187H154ZM164 188V189H165ZM233 188V187H232ZM235 188H234V190H235ZM255 188V189H254ZM45 189V190H46ZM82 190V192L80 191V190ZM161 189V188H160ZM163 189V188H162ZM161 189V190H162ZM14 190V189H13ZM153 190V189H152ZM156 190H158V189H156ZM17 191L19 192V190L17 189ZM256 191V192H255ZM258 191V192H257ZM23 192V191H22ZM22 192H19L18 194H22L21 196H22V198H23V196H24V194L22 193ZM81 192V193H80ZM152 192V191H151ZM156 192V191H155ZM224 192V193H223ZM6 193V194H7ZM24 193H25V191H24ZM28 193H27V195H28ZM47 193V194H46ZM87 193V194H86ZM153 193V192H152ZM4 195V199H5V202H7V199L9 198V204H5V206L7 205V209H8V211L6 210H4L5 212H7L8 214L6 215L7 217H8V220L7 221H9L10 219H12L11 221H12V224H15L12 228L14 229V228H17L20 224L18 223V221H19V217H18V215H20L21 213L22 214H24L23 212H25V209L23 210V208H22V211H21V213H19V211H18V209H20V208H18L19 206H18V202H20V204H22L23 205V203H24V201L23 200H25L26 199V201H27V195H26V197H25V199H23L22 200V198L21 197H19L20 195H18V194H13V195ZM79 194V195H78ZM212 194V197H213V202H212V200L211 201H209L210 199V197H208V196H210ZM228 194L229 193H227V195L225 194V196L228 198ZM248 194V195H247ZM255 194V195H254ZM17 195H18V198L20 199L21 198V200L23 201H20L18 198H17ZM78 195V196H77ZM154 195V194H153ZM214 195L216 196L215 198H214ZM247 195V196H246ZM250 195H252V196H250ZM254 195V196H253ZM10 196V197H9ZM177 196H179V197H186V198H188L189 200H193L194 199V202H195V198H198V199H196V201L197 202H199L200 203V205L199 206H201L200 208H203L205 211H204V213L207 215V213H208V215H209V213H211L212 214V212H213V214H216V213H214L215 211H213L214 209L217 211V209L216 208H218V214H216L215 216H217V217H213L212 215L210 216V219L212 218V220L215 222H213V224H211L210 223V221H208L211 225H210V227H213V230L211 231V229L212 228H209L210 229V231L208 232V231H206L207 233H208V235L206 234V232L205 231H203V230H201V229H199V227L201 226H197L198 227V231H203V232H205V234H206V238H204V242L202 243V239L200 238H198V237H195V239L193 238V240H192V242L194 241V240H196V238H198L197 240H200L201 242H200V245H201V243H202V245L200 246L199 244H198V242L199 241H194L193 242V245H192V243L190 244V250H187V253H188V256H185V255H187V254H185L186 253V250H184V249H182L183 247L182 246H180V244H182V242H181V238H179L178 239V236H179V234H178V228H177V224H179L178 223V220H179V215H181V213H180V209H178V203H176L175 204V202L178 200V201H180L181 200V198H180V200L179 199H176V197ZM224 196V197H225ZM231 196V197H232ZM5 197H7V199L5 198ZM183 197V198H184ZM71 198H73V199H75L73 196L71 197ZM123 198V197H122ZM121 198V199H122ZM154 199V203H153V207H152V202H150L151 200L150 199ZM178 198V197H177ZM252 198V199H251ZM17 199H18V201H17ZM72 199V200H73ZM156 199V200H155ZM199 199H201V200H199ZM232 199V198H231ZM234 199H236V200H234ZM43 200H45L44 202H43ZM53 200V201H52ZM150 200V201H149ZM176 200V201H175ZM209 202H208V201ZM216 200H218V204L217 203H215V201ZM229 200H230V198H229ZM262 200V201H261ZM25 201V202H26ZM50 201V202H49ZM59 201H63V198H62V200H59ZM122 201V200H121ZM177 201V202H178ZM185 202H186V200H184ZM202 201V202H201ZM231 201V200H230ZM261 201V202H260ZM38 202H41V204L43 203L44 205H42L43 207H41L40 205H38ZM148 202H149V204H151V205H148ZM184 202V203H185ZM193 202V201H192ZM192 202L190 203L191 205H189V206H192ZM193 202V203H194ZM37 203V204H36ZM60 203V202H59ZM164 203H167V205H165V210H166V214L165 213H163V214H165L166 216H165V221H164V217L162 218V221H164L165 222V224H163L164 226H165V228H164V226H163V228L161 229V233H159V231H157L158 233H156V235H154V232L152 231V230H155V229H157L158 228V224L157 225H153L154 227V229H152L151 227V224H154L155 223V220H157L158 219V223H160L159 221H160V219H161V217H162V213H161V211H162V209L160 208V206L161 205H163ZM188 203V202H187ZM213 203V204H212ZM215 203V204H214ZM27 204H24V205H27ZM125 204V205H124ZM174 204H175V206H176V210H175V206H174ZM261 204L263 205V206H261ZM22 205H20V206H22ZM60 206L61 204H57V206ZM182 205H184V204H182ZM181 205V206H182ZM187 205V204H186ZM236 205H237V207H241L240 209H242V210H240V213H244V214H237L236 212L238 211V209H235L236 211L234 212V211H232V213L234 212V216H235V214H237L236 216H238V215H243L242 217H240L239 219H238V224H236L233 220H234V216L232 217L233 219H232V223L234 224V226H236L237 225V227H235V229L234 228H232V226H231V224L232 223H230V226H231V229H229V228H227V229H229V230H225V227L222 229V227L223 226H225L226 225V219H225V217L227 216V214H229V213H231V211H229V213H226L227 212V210H229L232 206L235 208L236 207ZM54 207V209H53V207ZM73 206H74V203H73ZM149 206V207H148ZM151 206V207H150ZM228 206H231L230 208H228ZM3 207H4V205H3ZM23 207V206H22ZM38 207V208H37ZM47 208L46 210H44L45 208ZM76 207V206H75ZM76 207V208H77ZM6 208V207H5ZM44 208V209H43ZM150 208V212L149 213H152V215L150 214V216L148 215V209ZM160 208V209H159ZM181 208V207H180ZM185 208V207H184ZM191 208H193V207H191ZM228 208V209H227ZM29 209V210H28ZM33 209V210H32ZM78 209V208H77ZM79 209H80V207H79ZM174 209V210H173ZM182 209V208H181ZM188 209V208H187ZM227 209V210H226ZM260 209V210H259ZM165 210H164V212H165ZM186 210V209H185ZM189 210V209H188ZM208 212H207V211ZM231 210H233V208L231 209ZM244 210V211H243ZM247 210V211H246ZM27 211L25 212L26 214H24V217L22 216V218H24V220H27L28 219V221H27V223H30L31 221H29V216H28V214L29 213H27ZM32 211H33V213H32ZM61 211H62V209H61ZM158 211L160 212V214H159V216L157 215V213H158ZM175 212V215H174V212ZM190 211H193V209L192 210H190ZM209 211H212V212H209ZM241 211H243V212H241ZM5 212H3L4 214H5ZM64 211H62V213H63ZM182 212H183V210H182ZM251 213V216H252V218H250V214H248V213ZM19 213V214H18ZM61 213V214H62ZM184 213V212H183ZM231 213V214H232ZM239 213V212H238ZM248 214L247 216H248V218H247V216H245V214ZM29 214V215H30ZM64 214V213H63ZM188 214H191V213H188ZM192 214H193V212H192ZM231 214L229 215V216H231ZM2 216H1V219L3 220V218H4V215L3 214H1ZM28 216V218L26 217V216ZM44 215H45V218L46 219H44ZM68 215V214H67ZM103 215V216H102ZM156 215H157V217H159V218H156ZM187 215V214H186ZM205 215V216H206ZM161 216V217H160ZM173 216V217H172ZM236 216H235V219H237L236 218ZM31 217V216H30ZM33 217V218H34ZM52 217V218H53ZM184 217V216H183ZM183 217L181 218V219H183ZM27 218V219H26ZM48 218V219H47ZM51 218V219H52ZM123 218V219H122ZM153 218H155V220L153 219ZM185 218V217H184ZM207 218V217H206ZM242 218H243V220L244 221H242ZM247 220H246V219ZM249 218L251 219V220H249ZM0 219V220H1ZM6 219L7 218H5V223H3V224H5V225H9V226H12L11 224H9V223H11L10 221H9V223H7L6 224ZM31 219V218H30ZM36 219H34V221L33 222H37L38 220H36ZM67 219H70V214H69V216H68V218ZM66 219V220H67ZM128 220V223H127V229H126V227L124 228V230L126 231V233H125V231L124 230H122L121 229V227L122 226H119L118 224L120 223V222H122L123 220H125L126 222H127V220ZM36 220V221H35ZM45 220V221H44ZM53 220V219H52ZM51 220V221H52ZM207 220H209V218L207 219ZM211 220V221H212ZM4 221V220H3ZM3 221H1V222H3ZM20 221H22L23 223H25L23 220H21V217H20ZM56 221V219L55 220H53V222H55ZM69 221V220H68ZM71 222V224L73 223V225H74V222H73V220H70ZM154 221V223H152V222ZM173 222V223H171V225H173L174 226V228L176 229L175 231L174 230H172V229H174L173 227H171L170 225H168L170 222ZM181 221V220H180ZM236 221V220H235ZM247 221V222H246ZM40 222V221H39ZM150 222V223H149ZM225 223V225H224V223ZM241 222H242V224H241ZM17 223V224H16ZM21 223V222H20ZM27 223H25V224H23V226L26 228V226H27ZM35 223H33L32 224V222H31V225L30 224H28V231L26 230L25 232H24V234L26 233V232H30L29 231V226L30 227H32L33 225L36 227V225L38 226L39 224L40 225H42L41 224V222L39 223V224H35ZM38 223V222H37ZM49 224H50V222H48ZM48 223H46L47 225H49ZM69 223V225L70 226H72L71 224ZM157 223V222H156ZM155 223V224H156ZM208 223V224H209ZM223 223V224H222ZM228 223V224H229ZM250 223V224H249ZM1 224L2 223H0V226H1ZM22 224V223H21ZM51 224H52V222H51ZM161 224V223H160ZM232 224V225H233ZM6 226V227H8V229H12V228H9V226ZM16 225H18V226H16ZM26 225V226H25ZM39 225V226H40ZM54 225V224H53ZM162 225V224H161ZM222 225V226H221ZM21 226V225H20ZM20 226L18 227L19 229H16V230H18L19 232H17L16 233V230L14 229V231L13 232H11L12 230H10V232L13 234L14 232L16 233V234H14V235H9V237L11 238H13V236H14V238H15V240L16 239H18V237H17V235H21L22 233L20 232V229L22 228H20ZM39 226H38V229H40L39 228ZM50 226H52V225H50ZM169 226H170V228H172L171 229V231L169 230L170 228H169ZM208 226V225H207ZM206 226V227H207ZM230 226H226V227H230ZM49 227V226H48ZM161 227V226H160ZM197 227H193L194 229H196ZM209 227V226H208ZM207 227V228H208ZM222 229V230H220L219 231V229L220 228ZM259 227V228H258ZM24 228V229H25ZM49 228H51V227H49ZM52 228H53V226H52ZM201 228V227H200ZM204 228H205V226H204ZM203 228V229H204ZM245 228H246V230L247 229H249V230H247V231H245ZM263 228V229H262ZM4 229V230H3ZM1 228V230H2V232L1 233H3V235H4V233H5V231L7 230V229H5V227L4 228ZM32 229V228H31ZM37 229V228H36ZM34 230V231H37V230ZM159 229V228H158ZM157 229V230H158ZM194 229H192V231L194 230ZM206 229V228H205ZM237 229V230H236ZM22 231H23V228L21 229ZM50 230V229H49ZM160 230V229H159ZM197 230V229H196ZM207 230V229H206ZM225 230V231H224ZM41 230H39L38 231V233L40 232ZM173 231V232H172ZM198 231H196L195 232V230L193 231V232H195V235L196 236H198V234L200 233H197ZM244 231V232H243ZM121 232H124L126 235V237L124 236V233L122 234V239H121ZM153 232V233H152ZM170 232V233H169ZM219 232V233H218ZM226 234H225V233ZM237 232V233H236ZM241 232H242V234H241ZM246 232H247V235H246ZM248 232L250 233V235L251 234H253L252 235V237L254 238V236H255V238L253 239V238H251V236L248 234ZM0 233V234H1ZM9 232H6V234H8ZM11 233H9V234H11ZM20 233V234H19ZM34 233H36V232H34ZM37 233V234H38ZM221 233H220V235H221ZM239 233V234H238ZM244 233V234H243ZM24 234H23V236L22 237H24ZM31 235H32V233H30ZM28 235V233L25 235V238H26V236L28 237V238H26L27 239V241H26V239H25V244L27 243V245L26 246H28V244L29 245H31L30 243H29V239H30V242H31V240L32 241H34V237H35V234L34 235H32V239H31V235ZM42 234V231H41V233H40V235ZM44 234V233H43ZM154 235V236H152V235ZM173 235V238H174V236H176L177 238H174V239H172V241H170V236H172ZM201 234L203 235L204 233H202L201 232ZM232 234V235H233ZM16 235V236H15ZM239 235H241V236H239ZM5 236V235H4ZM49 236V238L52 236H50V235H48ZM47 236V237H48ZM245 236H247L246 237V239H247V241L245 242V240L246 239H243V238H245ZM248 236H249V239H248ZM3 237V236H2ZM8 237V238H9ZM44 236L42 235V237H40L39 236V238H42L43 240H44V238H47V237H44ZM53 237V236H52ZM123 237H125L126 238V242H124V241H122L124 238ZM201 237V236H200ZM203 237V236H202ZM205 237V236H204ZM221 236H219V240H221V238H222V242L224 243V241H223V238L224 237H221ZM1 238V237H0ZM9 238V239H10ZM14 238L12 239L13 240V242H15V240H14ZM21 238V237H20ZM36 238H38V236L36 237ZM48 238V239H49ZM54 238V237H53ZM53 238L52 239H50V240H53ZM172 238V237H171ZM227 238V236L225 237V239ZM228 238H227V240H228ZM253 239V241L251 240V239ZM3 239H7V238H5V237H3ZM8 239V241L10 242V240ZM22 239H24V238H22ZM55 239V238H54ZM224 239V240H225ZM244 241H243V240ZM1 240V242L0 243H2V244H4L3 242V240H2V238L0 239ZM49 240V241H50ZM101 240H103L102 242H101ZM174 240V241H173ZM249 240L251 241V244H250V242H249ZM7 241V240H6ZM19 242H20V240H18ZM17 241V242H18ZM38 241H40V245H42L43 244V246L45 247V245H47V244H51V242L52 241H50L49 243L48 242H42V240H40V239H38ZM46 241H48V240H46ZM205 241H206V243H208L209 242V244H204L205 243ZM208 241V242H207ZM210 241L212 242V244L210 243ZM12 242V241H11ZM10 242V244H12ZM22 242V241H21ZM122 242H124L125 243V247H124V244L122 243ZM175 242V243H174ZM221 242V243H222ZM239 242V243H238ZM248 242V243H247ZM8 242H5V244H7ZM34 242H32V244H33ZM35 243H37L38 244V242L37 241H35ZM34 243V245L33 246H35L36 244ZM127 243V244H126ZM217 243H219V244H217ZM220 241H216V244L219 246L220 244ZM18 244V243H17ZM24 244V245H25ZM47 245L46 247H45V250H44V248H43V246H40V245H36V246H39V248H42V250L41 251H32L31 253H30V251L29 252H27L28 250H30L31 249V247H33V246H30L29 248L30 249H28L27 247H25V246H23V243L21 244L23 247H25V248H23L21 245L20 246H18L17 248H20V247H22V248H20V249H22L21 250V252L22 253H24L27 249V251H26V253H27V255H28V253H30L31 255H32V259L30 258V260H32V261H30V262H32V264H34L35 262H37L36 264H51L53 261L52 260H54L53 258L57 255V253L59 252V251H61L62 249H63V244L61 243V242H55V240H54V242H52V244L51 245ZM148 244H150V243H148ZM154 244V243H153ZM203 244H204V247H203ZM232 244V243H231ZM242 246H241V245ZM249 244L250 245V248H249V245L247 246V245ZM1 245V244H0ZM8 245V244H7ZM7 245H5V246H7ZM13 245H15V244H13ZM127 245V246H126ZM178 245H179V247L181 248V250H184L183 252H181V250L180 249H178L179 247H178ZM206 245V246H205ZM217 245H216V248H217ZM234 244H232V246H233ZM5 246L3 247V245H2V247H1V252L2 251H4L5 250V254H6V248L9 246H7L6 248H5ZM12 246V245H11ZM10 246V247H11ZM16 246V245H15ZM34 247V248H36V249H38L37 247ZM150 246H155V244L154 245H151L150 244ZM177 246V247H176ZM202 248H200V247ZM215 246V245H214ZM239 246V247H238ZM240 246H241V248H240ZM14 246H12V248H13ZM149 247V246H148ZM147 247V248H148ZM2 248L4 249V250H2ZM27 248V249H26ZM149 248H151V247H149ZM155 248V247H154ZM153 248V251H155V249ZM227 248H228V250H227ZM8 249H9V247H8ZM13 249H15V247L13 248ZM23 249H24V251H23ZM36 249H34V250H36ZM152 249V248H151ZM150 249V250H151ZM163 249V250H164ZM192 249H193V251H192ZM11 250V249H10ZM15 250H17V249H15ZM15 250H13V251H15ZM149 249H148V252L150 251ZM157 250V249H156ZM156 251V252H159V255L161 254V252L162 251ZM224 250H225V254H224ZM249 250L251 251L250 253H249ZM18 251H20V250H18ZM123 251H125V252H123ZM188 251H190V252H194L193 254H190V252H188ZM202 251V252H201ZM204 251V252H203ZM208 251V250H207ZM228 251H229V254H228ZM247 251H248V253H247ZM0 252V259L3 257V255H5V254H3V252L1 253ZM8 252V251H7ZM12 252V251H11ZM16 252V251H15ZM174 252H177V253H175L176 255L178 254H182V255H179L180 257H178V255L176 256L175 254H174ZM19 252H16V253H14V254H18ZM175 255V257L173 256V254ZM230 253H234V255H231V257H229V261H228V256H227V254L230 256ZM246 253L248 254V255H246ZM255 253H256V256H255V260H253V258H254V255H255ZM3 254V255H2ZM8 254V253H7ZM6 254V255H7ZM13 254V253H12ZM14 254L13 255H9L10 257H9V260H8V258H7V260H8V262L11 260V256L15 259L16 257H14ZM25 254V253H24ZM24 254H23V256L21 255L20 257H17L19 260L20 259H22V264H25V262H23L24 260H28V258L29 257H31V255L28 257V258H26V259H24L23 260V258L22 257H24ZM158 254V253H157ZM171 254V255H170ZM200 254V257L198 256V258L199 259H197L196 257V255H199ZM2 255V256H1ZM190 255H191V257H190ZM194 255V257H192ZM257 255H259V257L257 256ZM19 256V255H18ZM162 257H163V255H161ZM161 256H160V259H161ZM185 258H184V257ZM196 256V257H195ZM224 256H226V257H224ZM25 257H26V255H25ZM78 257V256H77ZM157 257H159V256H157ZM169 257V258H168ZM184 259H183V258ZM186 257H188V259L186 258ZM189 257H190V260H189ZM12 258V259H13ZM181 259V260H179V259ZM203 258V257H202ZM13 259V263H16L15 262V260ZM16 260L17 262H19V260ZM157 259V258H156ZM156 259H154V262H155V260ZM160 259H158L159 261H161ZM194 259L196 260V262H194ZM261 259V258H260ZM2 260H3V258L0 260L1 262H2ZM166 260H163L164 261V264L167 262ZM177 260V261H176ZM179 260V261H178ZM188 260V261H187ZM211 260V261H210ZM223 260H224V262H223ZM226 260V261H225ZM158 261V262H159ZM166 261V262H165ZM215 261H213V263L215 262ZM222 261V262H221ZM257 261V262H256ZM11 262V261H10ZM9 262V263H10ZM12 262L10 263V264H12ZM21 262H19V264L21 263ZM29 262V263H30ZM162 262V261H161ZM161 262H159L160 264H162ZM177 262V263H176ZM219 262V263H218ZM233 262V263H234ZM27 263V262H26ZM28 263V264H29ZM54 263V262H53ZM151 263H153V262H150V264ZM207 263V264H208ZM210 263V264H211ZM233 263H231V264H233ZM2 264H4V263H2ZM18 264V263H17ZM80 264H85V263H80ZM148 264V263H147ZM153 264H155V263H153ZM198 264V263H197ZM215 264V263H214Z\"/></svg>",
	"mask_w": 264,
	"mask_h": 264
},
{
	"label": "bare ground",
	"instance_id": "2",
	"mask_svg": "<svg viewBox=\"0 0 264 264\" xmlns=\"http://www.w3.org/2000/svg\"><path fill=\"white\" fill-rule=\"evenodd\" d=\"M8 1V0H7ZM6 0H0V4L1 5H6V6H3L4 8L2 9V6L0 7L1 9V11H4V12H6V13H4V12H2L3 13V15H1L0 14V21H2V20H9L10 18H16V19H18V17L20 16V11H24L25 9H29L28 7L30 6V2L28 1V0H24V2H27V3H24L23 2V0H17V1H15V0H9V2H7ZM11 1H13V2H11ZM19 5V6H17V4L15 3V2ZM50 1V2H49ZM47 0V5H48V7L46 8V11L48 12V14H50V15H54V14H56L57 12H58V10H60L61 8H60V4H58V3H60V1L59 0H52V2H51V0ZM56 1V2H55ZM57 1H58V3H57ZM81 1V0H80ZM79 1V2H80ZM85 3V6L87 5V7H89V8H91L92 6H93V4L95 3V1H93L92 0V3L90 2L91 0H89L88 1V3H86L87 1H85V0H83ZM82 1V2H83ZM126 3H131L132 1H134L135 2V0H130V2H127L126 0H122V3L124 4L125 2ZM137 1V3L139 2V0H136ZM217 1V0H216ZM221 1V0H220ZM219 0L217 1L218 3V5H219V3L221 4L222 2H220ZM223 1V0H222ZM256 1V0H255ZM23 2V3H22ZM29 2V3H28ZM54 2V5L52 4H50V3H53ZM82 2H81V7H80V3H78V5H79V7H80V9L82 8L83 10L86 8L85 6V8L84 7H82L84 4H82ZM89 2H90V4H89ZM116 2H121L120 0L119 1H116ZM116 2H114V5H113V7L114 8H119V7H117L116 5H118V6H122V5H120V4H116L115 5V3ZM134 2H132L133 4H131V5H127L126 4V9H129L130 10V8H133V6L132 5H134ZM177 2H179V0H176V2H175V0H162L161 2H158L159 4H158V6H149V3H148V6L146 7L147 9H146V11L144 10V11H139L140 12V15L138 14V16H140V17H138L137 16V20H138V22H136L135 23V26H133L132 24H130V27H133V28H129V30L127 31L128 33H127V35L126 34H124V36H123V38H120L121 37V35L123 34V33H125L126 31L125 30H120V28H119V32L121 31H124V32H122L121 33V35H120V33L118 32V28L117 27H119V21H120V19L122 18H119L120 16L119 15H121V14H119L120 12L118 11L119 9H121V8H119L118 10H117V12H118V17L116 18V19H118L119 18V20H116V22H115V20L112 22V24H113V27L114 26H116L117 24H118V26L117 27H115V29H117L116 31H115V29L111 26V28H110V30H111V35L110 34H108V32H107V34H108V37L110 38V39H108V37H107V35H106V38L108 39V40H111V38H112V40H114L113 42H115V41H117V40H119L118 39V37L120 38V40L122 39V47H121V50L119 49V51H121V53L120 52H115L114 50H113V48L111 49L110 47L112 46V42L110 43L111 44V46L107 43L108 42V40H106V38H105V40L107 41V42H105L106 44H103L104 43V41H102V43L101 42H96V43H94V44H96L97 45V47H96V45H95V48H96V50H94L93 48H94V44L92 45V44H88L89 46H88V48L90 49V50H92V52H93V59H91V57L88 59V60H93L94 61V63H99V59H101L100 60V64H102V65H105V64H107L108 63V61H109V59L107 58V56H106V54L107 53H109V52H107V49L109 48V49H111V51L113 50L115 53H112V54H115V57L113 56V57H110L111 59H112V61H110V63L109 64H107V67H110L109 69H106V66H105V68H103L104 66H99V67H97L98 65H95L96 67H94L93 66V64H91V65H89L90 64V62H91V60H90V62H88L89 64V66L88 67H86L85 69H87V70H89V75L87 76V74H85L84 75V73H86L85 71V69H82L81 70V72H79V73H77L78 71V69L80 68L79 66L77 67H72L73 65L75 66V65H78L79 64V62H81V58H83V56L84 55H86V54H81V53H77L76 51H78V52H82V53H85L84 51L86 50V53H87V49H84V50H82L83 48H80L79 50H77V49H75V50H70V51H74L75 52V54L73 55V53H71V55L70 54H68L69 53V50H67V49H64L65 50V52H67L68 51V55L70 56L69 58H65L64 59V57L65 56H67V54H65V56L62 58H60L61 59V61H56V60H58V58L56 59L55 57H53L54 59H55V61L54 62H57L58 64H56V63H54L55 64V68L52 70V68H53V66H54V64H53V62H50V61H53V60H50V59H52V58H50L49 60L50 61H47V63L48 62H50V64H53V65H49V63L47 64L46 62H44L43 63V67H41L42 65H40V67L38 68V69H40V72H39V70L37 69V72L38 73H40V75H41V73L43 72L44 73V75L43 76H46V74H45V71L48 69L47 67H49V69H51L50 71H49V69L47 70V71H49V72H46L47 73V79L46 80H48V77L49 78H52V80L51 79H49V81L48 82H51V81H53V79H54V81H55V83L54 84H57L58 86V90H56V93L54 94V95H52V96H58L57 98V101H50L51 103L50 104H48L49 102V97H51V96H48V95H45V96H42L43 94H41V101L43 102H41V103H39L38 105H36L38 102V100H36V98H35V101H36V104H35V102H34V100H33V97H32V99H31V96L33 95L34 96V90L35 89H29V90H31L32 92H33V94L32 93H30L31 94V96H30V94H29V96H28V93L27 92H29V90L28 89H25V90H27L26 92L24 91V92H22L21 93V91H20V94H18L19 92H15V93H17V94H15V93H13L12 95H10V97L11 98H9V99H14V97L16 96V98H17V95H18V99H19V96H20V99H19V101L17 100V99H14L13 101L14 102H11L12 103V105H11V103H9L7 100L8 99H4V100H6L7 102H5V101H3V100H1L2 102H4V105H6V103H7V105L5 106V108H4V106L2 107L1 106V104H0V107H2V109H0V122H2V123H0V129L2 130H0V134H1V136L0 137H6L5 138V140H7L6 141V144L7 145H5V140H4V138H2V140L0 139V141H2V142H0L1 144H0V219H1V214H3L4 215V218H3V220L1 219L0 220V223H2L1 224V226H0V231L2 232V230H1V228L3 229L4 227H5V229H7L6 231H5V233H4V235H3V233H1L0 234V237L2 238V240L4 241L3 243L4 244H2V243H0L1 245V247H2V245H3V247L5 246V245H7L8 247H9V249H8V247L7 246H5V248H6V254H5V250L2 248V250H4V251H2L3 252V254H5V255H3V260H2V262L0 261V264H2V263H4V264H10L12 261H13V257L11 256V262L9 263L8 262V260H9V255H13L14 253H16V252H19L17 255L16 254H14V257H16L14 260H15V262L16 263H13L12 262V264H19V262H21L22 261V259H18L17 257H20L21 255L23 256V254H24V257H22L23 258V260L24 259H26V258H28L31 254V252L32 251H41L42 250V248H39V246H36V245H40V241H38V239H40V240H42V242L44 243H46V242H50V241H52V242H54V240H55V242L57 241H59V242H61L62 244H63V249L61 250V251H59L58 253H57V255L53 258L54 260H52L53 262L51 263V264H80V263H85V264H88V263H92V262H95L96 261V254H95V251H94V249H93V246H94V243H95V240H93V239H91V238H86L79 230L81 229V228H83V227H86V219H85V217H86V215L88 214V212H89V210H90V206L88 205L89 204V202H87L86 200V198H85V201H83V203H82V205L80 206L79 205V207H80V209H79V207H77V203H76V201L75 202H73L74 203V206H73V203L71 204V202L72 201H74V200H76V198H75V196H74V194H77V192H79V191H77L76 190V192L74 191V189H71V187L70 188H68L66 191V196H64V197H61V199H58V202H56V200L57 199H54L55 200V203H54V201H53V206H55L56 207V209L55 210H52V213H53V211L55 212V217H53L54 216V213H53V220H55L56 219V221L55 222H53V220L51 219V218H47L48 220H47V222L46 223H48V222H50V224L49 225H47L46 223H44V224H42L43 223V221H41V219L43 218V215H41L40 216V220H38V219H36L33 215H31L30 213H29V211H27L26 209H27V207L25 208V206H28V208H30V210H31V208H33V207H36L35 205L33 206V203L31 204V203H29L30 205H31V207H29V205L27 204V202L29 201V199H28V197L30 198V196L33 194V193H35V192H33V191H35L34 189L33 190H31L30 188H29V190H30V192L32 193H28L29 191L27 190V189H25L24 188V190H22V188H21V190L23 191H20V189L19 188H17V184L15 183V182H13V179H15L14 181H18V180H20V182H17V183H21L20 185L18 184V186L20 187V186H22V184H23V182H21V181H23V180H21V178L24 176V178L26 179V180H28L29 181V179H30V182L28 183V185H31V186H34L35 185V183H33V181H34V178L32 177H26L28 174L27 173H29L30 174V171H25V169H23V167L25 166V165H27V166H29V159H30V157H32L33 156V154L35 153V152H38L37 150H40L41 149V151L40 152H42V150L43 151H47V152H42L43 153V161H42V164H44L45 163V160H46V162H49L48 164H50L51 162H52V158L54 157V155H55V152L53 153L52 151H56V150H58L60 147H61V142H59V146H57L58 144H56V143H58L57 141L59 140H55V138H57L58 136H66V134L68 135V133H70L68 130H70L71 131V128H72V126H71V124H70V122L73 120V119H75V114H77L76 112H75V110H81L82 109V107H83V105L84 104H86L87 103V101H85L84 99H85V97H83L82 99H83V101L84 102H86V103H84L83 101V104H81L82 102L80 101V100H82L81 98L79 99V102L77 101L78 99H77V97L76 96H72V93H73V90H74V88L76 89L77 88V86H78V84H76L75 85V83H76V81L78 80V79H75L76 81H74L73 80V77H79L81 74H82V76H86L87 78V80H85V79H83V78H85V77H83L82 78V76H80V78H82L83 80H84V82L86 81V83H87V81H88V83H89V85H88V83H87V85L90 87V92L91 91H94V93L92 92V94H94L93 95V98H92V96H90V95H92V94H88V96L86 97L87 98V100H92V99H94V97L95 96H100L101 98H103V100H104V98H105V100H108L107 98L108 97H110V96H116V94H117V96H118V92L116 93V90L118 91V88H116L115 86H112L111 84H112V77L114 78V76H113V74L111 75V73H113L114 72V70L116 69V67H117V64H120V61L122 60V59H124L125 57H123V56H125L124 54H125V52H127L128 54H130V56L131 57H133V56H135V59L137 58V61H134L135 59H134V57L133 58H131L130 56V59H132V60H130L129 58H127V59H129L130 61H132V62H134V63H132V65H131V63H130V61L128 60V62H126V63H128L126 66H127V68L126 69H128V72H127V70H126V72H125V74H124V76H126V74H127V76L124 78L123 77V79H122V75H121V85H117V87H119L120 89H119V96H121V97H119V99H118V101H120V102H118L119 103V105H117L116 107L115 106H113V107H115V111H114V109H112L113 111L111 112V111H109V113L108 114H110V113H112L111 114V116H109L108 114H106L105 112H102V110L101 109H99V110H97V116H99L98 117V119L100 118L101 119V121H99V122H101L102 123V119H103V125L102 124H100L99 122L98 123H96V125L95 126H98L99 124L101 125L100 126V129H99V132L98 133H94L95 135H97L95 138H92V139H94V143L96 144L95 146V148L96 149H91V147H90V149H88L89 147L88 146H91L92 144H89V145H87V147H86V145H84L83 147H82V142L84 143V144H87L86 143V141H88L87 140V134H90V136H89V138H91L92 136H91V134L93 135V131H95V132H97V130L98 129H96L95 130V128L94 127H92L91 129L93 130H90V131H88V130H86L87 128H83L84 129V131L87 133L86 134V138L84 139V141H78V142H75V144L74 145H71V147L73 146V149L71 148V150H72V152H71V150H69L68 152H66V153H64L65 155H63V152H60L61 153V157L59 158V159H61L60 161H61V163H59V164H61V167L60 168H62V167H64V168H62V169H66L65 170V172H64V170L62 171V172H60L62 169H59V170H57L56 172H57V176L58 175H60V177H63L62 175L64 174V176H66V174H68V173H73L74 171V173H73V175L75 174L76 176V179L78 180V181H81L82 179H83V181H81V183L83 182V183H85V184H83L84 185V187L86 186V184L88 185V183H90L91 182V190L92 191H94V193L95 194H97V193H99V194H104V196L106 195V197H108L107 199H108V201L109 202H107L108 204V206L106 207V209H107V213H105V218L107 217V218H114L115 216H116V212L118 211V210H120L121 208H123L122 207V205H121V203H123V199H124V196H125V193L124 192H126V188H127V180H128V178H129V176H130V173L132 172V168H134V166H135V162H137V159H138V156H137V150L138 149H141V147L140 148H138L139 146H141V144H142V146H144V143L143 142H147V140H146V138L148 139V137L150 136V134H151V131L153 130V126H154V124H155V122L158 120V118L161 116L160 114L161 113H166V117H169V112L170 111H172V109H174V107L176 106V104H177V102H180V103H178V104H181L182 102H184V101H182L181 99H183L184 97L186 98L187 96H189V92H190V87L188 88V86H189V83H188V76L186 75V68L184 67V65H183V63H182V61H180V59L181 60H183V59H185L186 57H184V58H181L182 56H185L184 54H185V52L186 51H184V53H178V54H180V58L177 56V48L175 49L174 48V50H175V52H172L171 54H170V56L171 55H173L171 58L170 57H168L169 59H167L166 60V64H165V66H162V65H160V61L161 60H159L160 58H158V56H155L156 54H152L151 55V50H152V48H153V50H154V48H155V50H156V52L158 51V52H164L166 49H167V46H168V42H167V40L169 39V38H167L166 37V31H167V36H169V34L174 30V28H175V25H176V28H177V26L180 28L181 26L180 25H177L178 23H175L174 24V20L172 19V20H170L171 18H173L174 16L172 15V16H170L169 14L171 13L172 14V12H174V9H172V8H175V7H178V4H176ZM181 2H182V0H181ZM187 2H190V1H187ZM214 2H215V0H214ZM5 3V4H4ZM15 3V4H14ZM185 3V2H184ZM225 3H226V1H225ZM11 4V5H10ZM21 4H24V6L25 7H23V5H21ZM58 4V5H57ZM91 4H92V6H91ZM153 5L155 4H157V2L156 3H152ZM172 4H173V7H171L172 6ZM188 5V3H185V5ZM17 7H19V8H17ZM21 5V6H20ZM28 5V6H27ZM77 5V6H78ZM88 5H90V6H88ZM150 5H151V3H150ZM174 5H177V6H174ZM182 5V3L180 4V6ZM215 5H216V3H215ZM213 6V7H215L216 9H217V12H216V9H215V12L218 14V9L219 8H217V6L218 5H216V6ZM9 6V7H8ZM27 6V7H26ZM51 6V7H50ZM58 6V7H57ZM116 6V7H115ZM128 6H129V8H128ZM135 6H137V5H135ZM169 6L171 7V9L173 10V11H171V9H169ZM190 6V5H189ZM5 7H8V9L7 8H5ZM15 7V8H14ZM22 7V8H21ZM50 7V8H49ZM53 7H55L56 9H57V11H56V9L55 8H53ZM79 7H78V12L80 11L79 10ZM123 7V6H122ZM150 7V8H149ZM154 7V8H153ZM182 7V6H181ZM181 7H180V9H181ZM220 7V6H219ZM221 7H223V6H221ZM12 10H11V9ZM14 8V9H13ZM113 8V9H114ZM124 8V7H123ZM121 9V12H125V10L126 9ZM136 8V7H135ZM135 8H133V9H135ZM189 7L187 6V9H188ZM224 8V7H223ZM4 9H7L10 13L9 14H11V15H9L8 14V11L6 10H4ZM16 9V10H15ZM23 9V10H22ZM49 11H48V10ZM51 9H52V13L50 12L51 11ZM54 9V10H53ZM81 9V10H82ZM96 9V8H95ZM100 9V8H99ZM132 9V10H133ZM168 9L170 10V12L168 11ZM175 9H177V8H175ZM183 9V8H182ZM181 9V10H182ZM13 10H15V11H13ZM82 10V11H83ZM89 13H90V10H88V9H86ZM96 10H98V7H97V9ZM95 10V11H96ZM122 10H124V11H122ZM148 10V11H147ZM189 10H190V8H189ZM221 10H222V8L219 10V15L221 14V15H223L224 14V12L226 11L225 9V11H222L221 12ZM56 13H55V12ZM99 12H100V10H98ZM97 11V12H98ZM116 11V10H115ZM131 11V10H130ZM136 11V10H135ZM18 12V13H17ZM84 12V11H83ZM86 12V11H85ZM88 12H86L87 13V15L89 14ZM145 12V13H144ZM177 12V11H176ZM176 12H174V13H176ZM33 13H34V11L32 12V10H31V12L29 13V15H33ZM101 13V12H100ZM138 13V12H137ZM142 13H144V14H142ZM18 16H17V15ZM84 14L85 13H79V18L80 17H84ZM13 15V16H12ZM81 15V16H80ZM87 15H85L86 17H84V18H87ZM97 15V16H96ZM95 16V20L99 17L100 19H101V16L102 15H100V14H96ZM99 15V16H98ZM123 15H124V13H123ZM3 16L6 18H3ZM8 16V17H7ZM122 16V15H121ZM168 16H170L171 18L170 19H167V18H169ZM222 17V16H221ZM224 18V20H225V17H226V19H227V17H228V19L230 18L229 16H227L226 15V13L224 14V16H223ZM12 18V19H13ZM35 18V17H34ZM99 18L94 22V24H98V20H99ZM15 19V20H16ZM29 19V18H28ZM27 19V20H28ZM31 20L28 22L27 20L25 21V22H23V24H25L26 22H28V23H30V24H28V23H26V25H25V27L24 26H22V24H21V26H20V31L22 32L23 30H24V34L23 33H21V34H23V35H21L22 37L21 38H23L24 36H26V34L29 32V31H32L33 30V28H34V26H35V23H34V19H33V17L32 18H30ZM218 19V18H217ZM232 19V18H231ZM82 20V19H81ZM81 20H79V21H81ZM84 21H85V19H83ZM83 20H82V22H83ZM136 20V21H137ZM168 20V21H167ZM170 20V21H169ZM79 21H77V23L76 24H78V22ZM170 22V26L168 25L167 26V24L165 23V22ZM173 22V25H172V22ZM203 21V20H202ZM237 21V20H236ZM236 21H234V23L236 22ZM3 22V23H2ZM1 23L2 24H4V21H2ZM32 22V23H31ZM82 22L80 23L79 22V27H76V28H80V30L82 29V27L84 26L83 24H85L86 25V22L85 23H83L82 24ZM99 22H100V20H99ZM115 22V23H114ZM190 22V21H189ZM189 22H187V23H189ZM223 22V21H222ZM230 22V21H229ZM0 23V24H1ZM180 23V22H179ZM183 23V22H182ZM230 23H233V19L231 20V22ZM238 23V22H237ZM237 23H236V25H237ZM1 24V27H0V50L2 49V48H6L7 46L8 47H10L12 44H14L15 42H13L12 40V43H9L10 42V40H8V37H9V35L11 34V28L9 29L8 27L6 28V26H4V25H2ZM82 24V25H81ZM115 24V25H114ZM138 24V25H137ZM164 24H166V27L168 28V27H170V28H173L172 30L170 29V28H168L169 30H167V28H165V27H163V26H165ZM169 24V23H168ZM185 24V23H184ZM216 24V23H215ZM219 23H217L216 25H218ZM226 24H228V23H226ZM224 25V26H222V28L224 27V29H226V32L228 31L227 30V28H226V26L227 25ZM240 24L241 23H239V25L238 26H236L235 24H233L232 26H233V28H234V31H235V33H237L238 34V36H239V38H241V39H243L242 37H240V36H242V34H241V32H240V34L238 33V32H236V28L235 27H238L239 28V26H240ZM31 25H33L32 27H30ZM132 25V26H131ZM188 25H192V22H191V24H188ZM205 25V26H204ZM29 26V27H28ZM77 26V25H76ZM82 26V27H81ZM172 26H174V27H172ZM203 26L204 27H206L207 25H206V23H205V21H204V24H203ZM229 26V25H228ZM231 26V27H232ZM21 27H24L23 28V30H21L22 28ZM29 29H27V28ZM126 27V26H125ZM129 27V26H128ZM189 26H186V30H187V28H188ZM204 27H202L203 28V30H204ZM219 27V26H218ZM6 28V29H5ZM25 28H26V30H27V32H25ZM83 28H86L85 26L83 27ZM176 28H175V30H176ZM182 28V27H181ZM221 28V27H220ZM237 28V29H238ZM2 29L3 30H5V31H2ZM113 29V30H112ZM126 29V28H125ZM132 29V30H131ZM162 29H166L165 30V32H164V30H162ZM183 29V28H182ZM7 30L9 31L8 33H7ZM109 30V29H108ZM131 30V31H130ZM171 30V31H170ZM180 29H178V31H179ZM222 29H220V31H221ZM78 31V30H77ZM82 31H83V29H82ZM130 31V32H129ZM169 31H170V33H169ZM188 31V30H187ZM230 31V30H229ZM238 31V30H237ZM241 31H242V26H241ZM3 32V33H2ZM177 32V31H176ZM176 32H172V34H173V37L176 35L177 36V33ZM73 33L74 32H71L70 34L71 35H73ZM75 33H77V32H75ZM164 35H163V34ZM175 33V34H174ZM179 33H180V31H179ZM178 33V34H179ZM189 32H187V34H188ZM218 33H219V31H218ZM230 33V32H229ZM235 33H231V35L230 34H227V35H229V36H231V38H232V35H234L233 36V38L232 39H235V38H237L239 41H240V39L238 38V37H235ZM5 34H6V37H5ZM182 34V33H181ZM186 33L185 32H183V35L182 36H184ZM215 34V33H214ZM225 34V33H224ZM236 34V35H237ZM110 35V36H109ZM180 35V34H179ZM178 35V36H179ZM188 35H191V34H188ZM221 35H222V33H221ZM8 36V37H7ZM178 36L175 38H173L172 39V36L170 35V41H169V44L170 43H172V44H174L173 43V41H175L176 42V40H177V38H178ZM187 36V35H186ZM185 36V37H186ZM218 36V35H217ZM226 36V35H225ZM228 36V37H229ZM3 37V38H2ZM72 37V36H71ZM114 37H116V38H114ZM133 37H135V38H137L136 39V41H134V39H133V42L131 41V39L133 38ZM159 38V41L157 42V43H152L154 40H155V38ZM188 37V36H187ZM204 37V36H203ZM227 37V38H228ZM235 37V38H234ZM5 38V40L3 41V39ZM6 38H7V40H6ZM129 38H130V42H129ZM154 40H153V39ZM190 38H191V36H190ZM210 36L208 37V42L211 44L212 42L213 43H215V45H213L214 46V48H216V42H214V41H216V40H213L212 42H210ZM215 38H216V34H215ZM218 38V37H217ZM116 39V40H115ZM167 39V40H166ZM183 39H184V37H183ZM182 39V40H183ZM124 40H125V42H124ZM153 40V41H152ZM181 40V41H182ZM186 40H188V42H186L187 44L190 42L189 40H191V39H186ZM211 40H212V38H211ZM228 40V39H227ZM237 40V41H238ZM3 41V42H2ZM9 41V42H8ZM234 41H236V40H232V42H234ZM5 42V43H4ZM110 42V41H109ZM137 42V43H136ZM207 42V43H208ZM227 42H229V41H226V44H227ZM242 42V40L240 41V43ZM2 43V44H1ZM7 43V44H6ZM125 43V44H124ZM129 43H131L133 46H135L136 44L138 45H136V47H138V49L136 48V47H134L133 48V46L131 45V44H129ZM152 43V44H151ZM182 43H185V42H182ZM181 43V48L183 47V45L184 44H182ZM238 43V42H234V43H232V44H234V46L236 45V44ZM10 44V45H9ZM24 44H25V42H24ZM27 44V43H26ZM25 44V47H27V48H29L31 45H29V46H27ZM99 44V45H98ZM154 44L156 45V47L154 46ZM190 44V43H189ZM206 44V43H205ZM229 44H231V42H229L227 45H229ZM3 45H5V46H3ZM90 45L91 46H93V48L91 49L90 48ZM140 45V46H139ZM153 47H152V46ZM108 46H110V47H108ZM186 46V45H185ZM184 46V48H186ZM189 46V45H188ZM203 46V45H202ZM205 46H208V44H206V45H204V48H205ZM237 46V45H236ZM239 46V45H238ZM237 46V47H238ZM8 47L6 48V49H2L3 50V52H1L0 51V53H3L4 54V51H6L7 49H8ZM108 47V48H107ZM152 47V48H151ZM168 47H170V46H168ZM180 47V46H179ZM229 47V46H228ZM237 47H236V49H237ZM240 48H241V45L239 46ZM151 48V49H150ZM180 48V49H181ZM209 48H211V47H209ZM208 48V49H209ZM220 48V47H219ZM240 48H238L237 50H239ZM249 48V47H248ZM109 49H108V51H109ZM137 49V50H136ZM150 49V50H149ZM179 49V51H181L182 52V49L180 50ZM188 49V48H187ZM206 49H207V47H206ZM205 49V50H206ZM212 49V48H211ZM235 49V48H234ZM67 50V51H66ZM127 50V51H126ZM134 50V51H133ZM139 50V51H138ZM183 50H186V49H183ZM213 51H214V49H212ZM94 51H96V52H94ZM112 51V52H113ZM125 51V52H124ZM207 51H209V50H207ZM206 51V52H207ZM212 51V52H213ZM215 51H217V49L215 50ZM218 51H219V49H218ZM64 52V53H65ZM130 52V53H129ZM132 52H133V54H132ZM136 54H135V53ZM166 52V51H165ZM210 52H211V50H210ZM104 54L105 55V57L108 59V61H106L107 63H104L103 61H105V60H107V59H105L104 60V56L102 55V54ZM149 53V54H148ZM209 53V52H208ZM3 54H1L0 55V58H2L3 56ZM63 54V53H62ZM81 54V55H80ZM95 54H97V55H102L101 56V58H99L100 56H98V60H97V55H95ZM118 54V55H117ZM138 54V55H137ZM64 55V54H63ZM109 55H111V53L109 54ZM137 55V56H136ZM2 56V57H1ZM91 56H92V54H91ZM205 56V55H204ZM206 56H209V54L208 55H206ZM211 56H212V53H211ZM109 57V56H108ZM94 58L97 60V62H95V60H94ZM206 58V57H205ZM208 58V57H207ZM85 58H83V60H84ZM126 59V58H125ZM200 59V58H199ZM210 60H211V57L209 58ZM62 60H63V62L65 61L66 62V64L67 65H69L70 63V66H71V68L69 67V66H67L65 63H63L62 62ZM67 60V61H66ZM80 60V61H79ZM82 60V61H83ZM85 60H87V59H85ZM186 60V59H185ZM185 60H183V61H185ZM201 60V59H200ZM222 60V59H221ZM220 60V61H221ZM79 61V62H78ZM93 61H92V63H93ZM127 61V60H126ZM60 62V63H59ZM78 62V63H77ZM121 62H124V61H121ZM45 63L47 64L46 66H45ZM82 63V62H81ZM80 63V64H81ZM104 63V64H103ZM136 63V64H135ZM73 64V65H72ZM99 64V65H100ZM130 64V65H129ZM185 64V63H184ZM49 65V66H48ZM183 65V66H182ZM203 65V62L201 63V68L203 67L202 66ZM50 66H52V68L50 67ZM229 67H227V71H228V69L230 68V66L232 67V65H228ZM93 67V68H92ZM154 67H156V68H158V73H157V71H155L156 72V74H157V77H156V75L154 76L155 77V79H154V82H152V81H150V76L152 75L151 73H153L154 71H152L153 69H156V68H154ZM162 67V68H161ZM184 67V68H183ZM204 67H205V65H204ZM204 67H203V69H204ZM43 68V69H42ZM45 68H47V69H45ZM75 68V69H74ZM76 68H78L77 70H76ZM89 68V69H88ZM92 68V69H91ZM200 68V67H199ZM200 68V69H201ZM41 69L42 70H44V71H41ZM161 69V70H160ZM230 69H232V68H230ZM248 69L249 68H247V71H248ZM83 70H85L84 71V73H83ZM113 70V71H112ZM183 70H185V71H183ZM204 70H208V69H204ZM52 71V72H51ZM108 71V72H107ZM161 71V72H160ZM199 71H201V72H203V70L201 69V70H199ZM199 71L197 72V75H198V73H199ZM105 72H107V73H109V75L108 76H110L111 75V77L110 78H104V74H105ZM162 72H164V78H161V79H159V76H160V74L162 73ZM185 72V73H184ZM229 72V71H228ZM248 72H250V71H248ZM48 73H50V74H48ZM81 73V74H80ZM234 73H238V69H235V72ZM77 74H78V76H77ZM80 74V75H79ZM200 74V73H199ZM207 74H208V72H207ZM207 74H205V72H204V75H203V73L202 74H200L201 76L199 77V79L200 78H202L203 76H207ZM229 74H233V72H232V70L230 71V73ZM203 75V76H202ZM209 75V74H208ZM234 76H236L235 74H233ZM41 77V76H40ZM67 77H68V81H66L67 80ZM185 77H186V80L184 81V79H185ZM188 77V78H187ZM223 77V76H222ZM41 78H43V77H41ZM41 78H40V80H41ZM43 80H45V78L43 79ZM83 80H81V81H83ZM125 82H124V81ZM215 80H216V78H215ZM224 80V79H223ZM53 81V82H54ZM122 81L124 82V83H122ZM187 81V82H186ZM217 81H218V79H217ZM39 82V81H38ZM41 82V84H40V86H42L43 85V83L44 82H46V81H44V82H42V81H40ZM39 82V83H40ZM47 82V83H48ZM57 82V83H56ZM215 82V81H214ZM39 83H37L36 85V87H38V85H39ZM46 83V84H47ZM154 85H153V84ZM185 84V86H183L184 84ZM188 85H187V84ZM110 84V85H109ZM152 84V85H151ZM182 84V86H180ZM215 84H216V82H215ZM211 85V84H210ZM40 86H39V88H38V90L39 89H41L40 88ZM111 86V87H110ZM212 86V85H211ZM216 86V85H215ZM88 87V88H89ZM112 88H114V90L112 89ZM179 88V89H178ZM215 87H213L212 86V89H214ZM243 88V87H242ZM110 89H112V90H110ZM185 89H189L188 91L187 90H185ZM89 90V89H88ZM97 90H100V91H97ZM102 90V91H101ZM206 90V89H205ZM218 90V89H217ZM97 91V93H95ZM104 91V92H103ZM111 91H114V92H112V93H110ZM206 91H208V89L206 90ZM216 90H214V92H215ZM220 91V90H219ZM89 91H88V93H90ZM99 92V93H98ZM101 92V93H100ZM109 92V93H108ZM187 92V93H186ZM211 92V94H213L212 93V91H210ZM210 92H209V94H208V96L210 95ZM36 93V92H35ZM116 93V94H115ZM236 97H237V90H236ZM98 94V95H97ZM185 94H187V95H185ZM217 94V93H216ZM15 95V96H14ZM39 95V94H38ZM102 95V96H101ZM105 95V96H104ZM107 95V96H106ZM181 95L183 96V97H181ZM185 95V96H184ZM241 95V94H240ZM14 96V97H13ZM24 96H27V97H29L32 101L30 102V104L28 103V99H27V102H25L24 100L27 98V97H25V99H24ZM46 96H48V97H46ZM91 98H90V97ZM137 98H136V97ZM179 96H180V98H179ZM205 96H206V94H205ZM212 96V95H211ZM13 97V98H12ZM36 97H37V95H36ZM47 98L48 99V101H47V103H46V99H45V101H43V99L44 98ZM75 97V98H74ZM107 97V98H106ZM128 97V98H127ZM236 97H235V100H236ZM259 97V96H258ZM21 98H23V101L21 100ZM129 98H132V99H129ZM133 98H134V100L136 99L137 100V102L138 103H136L137 105H135V107H134V109L133 108H131V107H133V105L131 106V104L133 103ZM261 98V97H260ZM29 99V100H30ZM38 99H40V95H39V98ZM77 99V100H76ZM237 99H238V97H237ZM241 99V98H240ZM12 100H10V101H12ZM77 102H76V101ZM130 100V101H129ZM131 100H132V102H131ZM181 100V101H180ZM16 101V102H15ZM17 101H18V103H17ZM75 101V102H74ZM90 101H88V102H90ZM206 101V100H205ZM258 101H261V100H258ZM2 102H0V103H2ZM131 102V103H130ZM207 102H208V100H207ZM233 102L236 104H238V102H236V101H234L233 100ZM14 103V104H13ZM23 103H25V104H27V106L25 105V104H23ZM229 103H230V101H229ZM263 103V102H262ZM11 106H10V105ZM34 104V105H33ZM129 104H130V108H128V106H129ZM183 104V103H182ZM182 104L180 105V106H178V108L174 111L175 112V114H174V119H175V121L173 120V125H171L170 127H169V129H170V131H173V132H170L171 134H174V136L176 137L177 136V138L175 139V138H173L175 141H176V144H175V141L172 139V137H169V135H170V133L167 135L168 136V138H170V139H167L166 138V142L167 143H169L168 145L170 146L171 145V143L173 144V146L175 147V145H176V147L172 150V147L170 146V149L169 150H166V151H168V154H167V152L165 151V154L166 155H169V152L171 151L173 154H175L174 152H176L177 151V153H179L180 151H181V153L183 154V155H185V154H187V151L185 150V145H186V142L185 141H187V139L185 138L186 137V122H187V120H186V112H185V110H184V107H183V109H182ZM235 104H234V106H235ZM239 104H240V102H239ZM264 104V103H263ZM9 105V106H8ZM18 105H21V107L24 105V107L26 108V111L24 112V110H22V109H24V107H22V109L18 112L17 110H16V108H18L19 106ZM29 105H31L30 106V108H29ZM116 105V104H115ZM262 105V104H261ZM34 106H36V107H34ZM237 106V105H236ZM8 107V108H7ZM9 107H10V109H9ZM20 107V108H21ZM81 107V108H80ZM140 107H142L141 108V110H137V109H139ZM181 107V108H180ZM263 108H264V105L262 106ZM261 107V108H262ZM4 108V109H3ZM19 108V109H20ZM28 108L30 109L28 112L33 116H31L28 112H27V110H28ZM18 109V110H19ZM129 109H131V111L129 110ZM258 109H260V108H258ZM2 110H4V111H2ZM15 110L17 111V112H15ZM32 110V111H31ZM262 110V109H261ZM22 111L24 112V113H22ZM98 111H100V112H102V113H100V112H98ZM169 111V112H168ZM238 111V110H237ZM16 114H15V113ZM73 112H74V114H73ZM236 112V111H235ZM261 111H259V113H260ZM20 113H22V114H24L23 116H22V114H20ZM25 113H27V114H25ZM103 113H105V114H103ZM171 113V112H170ZM238 112H236V114H237ZM14 114V115H13ZM101 114H103V115H101ZM212 114V113H211ZM15 115H17V117L15 116ZM21 116V118L22 119H26V120H22L21 118H20V116ZM27 115H30V117H32L33 118V125H34V127H35V129L32 127V128H30L31 127V125H30V123H29V121H27V120H30V119H32V118H30V119H27V118H29V117H27ZM69 115V116H68ZM70 115H74V118H71V116ZM105 115H107V116H105ZM18 116H19V118H18ZM77 116V115H76ZM102 116V117H101ZM236 116V115H235ZM26 117V118H25ZM264 117V116H263ZM14 118V119H13ZM68 119V118H71V119H68L70 122H69V124H68V122H65V120L66 119ZM213 118V117H212ZM2 119V120H1ZM18 119L19 120H22V121H18ZM35 119V120H34ZM99 119V120H100ZM185 119V120H184ZM5 120H8L7 122H5ZM133 120V121H132ZM210 120V119H209ZM208 120V121H209ZM10 121H12V124L10 125L9 123H10ZM31 121V120H30ZM36 121V122H35ZM186 121V122H185ZM210 121H212V120H210ZM215 121V120H214ZM9 122V123H8ZM18 123V122H21L22 123V125L20 124V123H18L17 125H18V127L20 128V126L22 127V130H20L18 127H17V125L15 124V127H14V124L13 123ZM34 122H35V124H34ZM64 122V125H62V123ZM26 123H29V125H30V127H29V125L28 124H26ZM65 123H67V124H65ZM208 123V122H207ZM210 123V122H209ZM24 124H26L27 125V127H28V129H32V132L29 134V133H27V132H30L31 130H29L28 131V129H27V132H25L26 131V128H25V126H24ZM198 123H196V125H197ZM4 125H5V128H4ZM7 125H8V127H7ZM20 125V126H19ZM32 125V126H33ZM36 125V126H35ZM61 125V128H59V126ZM185 125V126H184ZM11 126H13V127H11ZM62 126H63V128H62ZM68 126V128H66ZM176 127V128H174L173 129V127ZM211 126H212V124H211ZM69 127H71V128H69ZM185 127V128H184ZM12 128H17V129H19L20 131H23V128L25 129L24 130V132H23V134L25 135L26 133V137L24 138V135H22V133L19 135V137H16V135H17V133L18 132H20V131H18L17 129L16 130H14L13 131V129ZM177 128H179V129H177ZM180 128H181V131H180ZM212 128H216L215 130V138L214 139H217V140H220V142H222L223 140H221V139H223L224 138V141H225V143H221V145L220 144H218V141L216 142L217 144H215L216 146H217V148L219 149V150H217V151H220L221 150V154L224 152L225 153V151H227V150H225L224 151V148L225 149H228L229 150V145H230V147H233V143H232V141L230 140V134H231V136H232V131L230 130H226V129H224L223 127H221V129H220V127L218 126V127H216L215 126V124L211 127V129ZM223 128V129H222ZM12 129V130H11ZM33 129H34V131H33ZM58 129H61V130H58ZM82 129V130H83ZM184 129H185V131H184ZM56 130L58 131V133H56ZM66 132H64V131ZM115 130V131H114ZM179 132L178 133V135H177V131ZM213 130V129H212ZM9 131V136L7 135V132ZM15 131H17L16 133H15ZM59 131H61V134L62 135H58V134H60L59 133ZM63 131V132H62ZM113 131V132H112ZM209 131H210V127H209ZM208 131V132H209ZM5 134V136H4V134ZM56 134H55V133ZM90 132V133H89ZM120 132H121V134L123 135H121L120 134ZM184 132V133H183ZM227 132H229L228 134H229V136H228V134H227ZM232 132V133H231ZM11 133H13V134H11ZM44 133H46V136H48V138L50 137V135L51 136H55L56 135V137H51V138H53L54 139V144H53V148H58V149H52L51 150V148L50 147H48L47 145L49 144H47V143H44V142H48L49 141V139H44V137H45V135H43ZM54 133V134H53ZM115 133V134H114ZM210 133L211 132H209V135H210ZM220 133H221V135H220ZM16 134V135H15ZM53 134V135H52ZM65 134V135H64ZM114 134V135H113ZM117 134V135H116ZM119 134H120V136H119ZM179 134H181V135H179ZM10 138V141H9V139H8V137ZM13 135H15V137L16 138H14V136ZM111 135H113V137H116L117 138V140L116 139H114V141L112 142V141H110V140H113V138H112V136ZM182 135H185V137L184 136H182ZM12 136H13V138H12ZM122 136V137H121ZM184 137L186 140L185 141H183L184 140V138H182V137ZM211 136V135H210ZM209 136V139L213 136H211L210 137ZM219 138H221V139H219ZM224 136V137H223ZM227 136H228V138H227ZM93 137H94V135H93ZM119 137H121L119 140H118V138ZM181 137V138H180ZM223 137V138H222ZM11 138H12V140L13 141H11ZM24 138V139H23ZM50 138V139H51ZM59 138V137H58ZM88 138V139H89ZM112 138V139H111ZM180 138V141L178 140ZM226 138H227V140H226ZM61 139H62V137H60V140L59 141H61ZM92 139H90L89 140V143L91 142L92 143ZM213 139V138H212ZM228 139L231 141V143H232V146H231V143L230 142H228ZM4 140V141H3ZM14 140H15V142H14ZM45 140V141H44ZM95 140H101V142H102V140H104V143L103 144H105V145H102L101 143H98V141L96 142ZM128 140V141H127ZM178 140V141H177ZM211 140V139H210ZM9 141V142H8ZM169 141V142H168ZM170 141H171V143H170ZM8 142V143H7ZM13 142V143H12ZM25 142V143H24ZM100 142V141H99ZM110 142H112V144H110ZM145 142V143H146ZM180 142H182V144L180 143ZM219 142V143H220ZM227 142V143H226ZM10 143V144H9ZM80 143V144H79ZM166 143V144H167ZM179 143V144H178ZM228 143H230V144H228ZM44 144H47L46 146H47V150L46 149H42V148H44ZM56 144V146H54ZM109 144L110 145H112L111 146V148L109 147V149L110 150H108V146H109ZM113 144H115V145H113ZM228 144V145H227ZM79 145H80V147H79ZM97 145H101V147H100V149H102V152H100V151H97V150H100L99 148H97ZM222 145H225L226 147H222ZM75 146H77L78 147V150H80V154H82V156H84V157H86V154H87V157L85 158V159H83L84 157H82V159H83V161H81L79 164H75L74 162H73V159H72V157H73V155H74V153L73 152H75V150H76V148L77 147H75ZM93 146V145H92ZM98 146V147H99ZM169 146H167V147H169ZM219 146V147H218ZM21 147H24L23 149H21ZM84 147H85V152L83 151L84 150ZM94 147V146H93ZM112 147H113V150H112ZM116 147V148H115ZM166 147V148H167ZM177 147H178V149H177ZM180 147L182 148V149H180ZM206 147V146H205ZM204 147V150H205V152H206V155L210 158H208L209 159V161H208V163H210V166H211V164L213 163V156H214V154H216L217 153V151H216V147H215V150H211V153H209V150H207V147H208V145H207V147L205 148ZM50 148V149H49ZM87 148V149H86ZM168 149V148H167ZM177 149V150H176ZM183 149H184V151H183ZM208 149H209V147H208ZM214 149V148H213ZM3 150V151H2ZM87 150H88V153H86L87 152ZM92 150V151H91ZM96 150V151H95ZM178 150H179V152H178ZM20 151V152H19ZM49 151H51V153H50V155H51V157H49V159H48V156H49V154L46 156V153H48ZM82 151H83V153H84V155H83V153H82ZM93 151H95L93 154L91 153V152H93ZM140 151V150H139ZM213 151V152H212ZM96 152H98V153H96ZM186 152V153H185ZM215 152V153H214ZM68 153H70L69 155H67ZM139 153V152H138ZM210 155H208V154ZM213 153V154H212ZM94 154H95V157H96V155L97 156H99L98 154H100V156L99 157H96V161L94 160L95 158H94ZM220 153H219V156L221 155ZM67 155V156H66ZM92 155H93V157H92ZM139 155V154H138ZM242 155H243V157H244V153H241V157H242ZM246 155V154H245ZM20 156H22V157H20ZM222 156V155H221ZM220 156V157H221ZM232 155H230V157H231ZM237 156L238 155H235V157H234V159H232V157H231V159H232V161L233 160H235V158H237ZM66 157V158H65ZM137 157V158H136ZM241 157H240V160H241ZM47 158V159H46ZM62 158H63V160H64V158L66 159V162H68V163H66V162H64L63 164H62ZM70 158V159H69ZM98 158V159H97ZM166 158V157H165ZM168 158V157H167ZM212 158V159H211ZM69 159V160H68ZM72 159V160H71ZM244 159V158H243ZM243 159H242V161H243ZM48 160V161H47ZM50 160V161H49ZM85 160V161H84ZM246 160V159H245ZM244 160V161H245ZM65 161V160H64ZM71 161L73 162V164L71 163ZM212 161V162H211ZM228 161H230L229 159H224L223 157H222V166H224V164H228L229 162ZM243 161V162H244ZM247 161V160H246ZM245 161V162H246ZM44 162V163H43ZM238 162H240V161H238L237 159H236V162H234V163H237V166H238ZM224 163V164H223ZM231 163V162H230ZM229 163V164H230ZM240 163H242V162H240ZM41 164V166L42 167H45V169L46 170H44V169H42L41 168V170H40V168H39V170L42 172V170L43 171H46V172H44V178H43V176L41 177V175H43V174H41V175H37L36 177H38V176H40L39 178H37L38 179V182L40 183V181H42V186L44 187V184L45 183H43V181H46V180H48V182H49V179H52V178H54L55 177V175H56V172H52V169L51 170H49V166L47 167V163H45V165H42ZM80 164H81V166H80ZM247 164V163H246ZM31 165V164H30ZM65 165H67L66 167L67 168H69V166H71V165H73V166H71L68 170L69 171H67V168H65ZM75 165H77L78 166V168H77V166L75 167ZM240 165V164H239ZM249 165V164H248ZM264 165V164H263ZM262 165V166H263ZM26 166V167H27ZM32 166V165H31ZM242 166L244 167V166H247V165H243L242 164ZM241 166V167H242ZM26 167H24V168H26ZM73 167V168H72ZM75 167V168H74ZM242 167V168H243ZM264 167V166H263ZM262 167V168H263ZM28 168V167H27ZM29 168H31L30 166H29ZM28 168V169H29ZM250 168V167H249ZM262 168H261V171L263 172V174H262V177H263V175H264V170H262ZM21 169H22V171L24 170L25 172H26V174L27 175H25V173L24 172H21ZM71 169V170H70ZM76 169V170H75ZM248 169V168H247ZM78 170V171H77ZM245 172H247L248 170H246V167H245V169H243ZM18 171H20L21 173V176H20V174H19V172ZM49 171H51L50 173L52 174V176L51 175H49L48 174V172ZM67 171V172H66ZM71 171V172H70ZM250 171V170H249ZM18 172V173H17ZM40 172V173H41ZM76 172H77V174H79V177L80 178H77L78 177V175L76 174ZM17 173V174H16ZM23 173H24V175H23ZM43 173V172H42ZM46 173V174H45ZM249 173V172H248ZM16 174V176L14 177V175ZM19 174V175H18ZM47 174L49 175V177L47 176ZM62 174V175H61ZM247 174V173H246ZM255 176L256 177H258V171H256L255 172ZM54 175V176H53ZM18 176H20V177H18ZM29 176V175H28ZM45 176H47L46 178H45ZM83 176V177H82ZM52 177V178H51ZM59 177V178H60ZM74 177V176H73ZM74 177V178H75ZM236 177V176H235ZM239 176H237L236 178H238ZM244 177V176H243ZM20 178V179H19ZM24 178H22V179H24ZM41 178H42V180H41ZM56 178V177H55ZM54 178V179H55ZM82 178V179H81ZM236 178H235V180H236ZM240 178H242V177H240ZM240 178H238V180L240 179ZM247 178V177H246ZM264 178V177H263ZM18 179V180H17ZM32 179V180H31ZM36 179V180H37ZM40 179V180H39ZM44 179V180H43ZM46 179V180H45ZM51 180V181H53V182H51L50 181V184L51 185H49V186H46V187H48L47 189H48V191H47V189L46 188H44V192L45 191H47V196L45 195V200H46V202H47V204L45 203V205H46V207H47V205H48V198L49 197H51V199H53V197L51 196V195H53V189L55 188L56 190H57V188L56 187H58L57 185H56V187L55 186H53L54 184H56V183H54V182H56L57 181V179L56 180ZM243 180H245V178H242ZM26 180H24V183H25V181ZM36 180H35V182H36ZM71 179H69V181H67V183H66V185H69V184H71V182L72 181H70ZM159 180H162V182L161 181H159ZM225 180H227V185H228V179H225ZM223 181V182H226V181ZM234 180V179H233ZM249 180V179H248ZM156 181H158V182H160L161 183V185L163 186H161L160 185V183H158V182H154V183H152L153 184V186L155 187H153L152 188V186H151V189H150V194H152V197L154 198L156 195H158V193L161 191H163V190H166V188H167V190L168 189H170V188H168L169 187V185H171V183H168V184H166V180H163V179H158V180H156ZM163 181H165V182H163ZM77 182V181H76ZM74 183V184H76L77 186H79V185H81V186H83L82 184H80V182H79V185L77 184V183ZM238 182V181H237ZM14 185H13V184ZM27 183V182H26ZM38 183V184H39ZM54 183V184H53ZM156 183H158L159 185H157ZM162 183H164V185L162 184ZM230 183H231V181H230ZM229 183V185H232V184H230ZM12 184V185H11ZM16 184V185H15ZM41 184V183H40ZM49 184V183H48ZM155 184V185H154ZM166 184V185H165ZM13 186V189L12 188H10V187H8V188H10L13 192H11L10 191V194H9V192L7 193L6 192V190H9L8 188H7V186ZM27 185V184H26ZM27 185V186H28ZM158 187H157V186ZM226 185V186H227ZM229 185H228V188L225 186V188H226V192L224 193V196H225V194L227 195V193H229L228 194V198L225 196H223V199H227L229 202H231V203H233L234 201H233V196H234V194H235V196H234V198H236L237 197V190H236V188H235V186H232L231 187V189H232V191H234L235 193L233 194V196H232V194H230L232 191H228L227 192V190L229 189ZM264 185V184H263ZM23 186L25 187V185L23 184ZM22 186V187H23ZM26 186V188H28V187H31V186H28L27 187ZM39 186V185H38ZM41 186V185H40ZM72 187H73V185H71ZM75 186V185H74ZM126 186V187H125ZM238 186V185H237ZM15 187V188H14ZM67 187V186H66ZM66 187H64V188H66ZM80 187V186H79ZM166 187V188H165ZM171 187V189H172V185L170 186ZM80 188H82V187H80ZM162 190H161V189ZM165 188V189H164ZM234 188H235V190H234ZM250 188V187H249ZM17 189L19 190V192H22L23 194H24V196L26 197V195H27V193H28V195H27V201H26V199H25V197L23 196V198H22V194H18L19 192L17 191ZM46 189V190H45ZM55 189H54V194H55ZM84 189V188H83ZM153 189V190H152ZM156 189H158V190H156ZM231 189H229V190H231ZM255 189V188H254ZM80 190V189H79ZM250 190H253V187H252V189H250ZM24 191H25V193H24ZM26 191H28V192H26ZM37 191V190H36ZM81 192H82V190H80ZM153 193H152V192ZM156 191V192H155ZM80 192V193H81ZM158 192V193H157ZM256 192V191H255ZM258 192V191H257ZM7 193V194H6ZM253 194L254 193V190H253V192H250L249 194ZM13 195V194H18V195H20L19 197H21L22 198V200L23 199H25V200H23L24 201V203H23V205L22 204H20V202H18L19 204H18V208H20V209H18V211H19V213H21V211H22V208H23V210L25 209V212L27 211V213H29L28 214V216H29V221H31L32 219V224L33 223H35V222H33L34 221V219H36V220H38L35 224H39L40 222H41V224L42 225H38L39 226V228L40 229H38V226L36 225V227L33 225L32 227H30L29 226V231L30 232H26L25 234H24V232L27 230L28 231V224H30L31 225V222L30 223H27V221H28V216H26L27 214L25 213V212H23L24 214H26L25 216L27 217L26 219L27 220H24V218H22V216L24 217V214H20V215H18V217H19V221H18V223L21 225H19L20 226V228L22 227L23 228V231L20 229V232L22 233L20 236L19 235H17V237H18V239H16L15 240V238H14V236H13V238H14V240H15V242H13V238L11 237H9V235H14V234H16L17 232H19L18 230H16V229H19L18 227V225H16V226H18L17 228H14L15 230H16V233L14 232L13 234L11 233V232H13L14 231V229L12 228L15 224H12V219H10L9 221L11 222V223H9V221H7L8 220V217L6 216L8 213L7 212H5L6 210L8 211V209H7V205L5 206V204H9V198L7 199V197H5L6 199H7V202H5V199H4V195ZM87 194V193H86ZM154 194V195H153ZM156 194V195H155ZM18 195H17V198H18ZM30 195V196H29ZM79 195V194H78ZM77 195V196H78ZM124 195V196H123ZM248 195V194H247ZM246 195V196H247ZM255 195V194H254ZM253 195V196H254ZM9 196V197H10ZM54 196V195H53ZM74 197L75 199H73V198H71V197ZM232 196V197H231ZM250 196H252V195H250ZM123 197V198H122ZM178 197V198H177ZM176 197V199H179L180 200V198H181V200L180 201H176L175 202V204L176 203H178V209H180V213H181V215H179V220H178V223L179 224H177V228H178V234H179V236H178V239L179 238H181V242H182V244H180V246H182L181 248L182 249H184V250H190V244L192 243V245H193V242L194 241H196L198 238L200 239H202V243L204 242V238H206V234L208 235V233L206 232V231H210V229L209 228H212L211 229V231L213 230V227H210V225L211 224H213V220H212V218L210 219V216L213 214V212L212 211H209V212H212V214L211 213H209V215H208V213H207V215L204 213V209L203 208H200L201 206H199L200 205V201L199 202H197L196 201V199H198V198H195V202H194V199L192 200H189L188 198H186V197H179V196H177ZM208 197H210L209 199V201H211L212 200V202H213V197H212V194L210 195V196H208ZM216 196L214 195V198H215ZM21 198L19 199L20 201H22L21 200ZM62 198H63V201L61 202V201H59V200H62ZM69 198L71 199L70 201H69ZM122 198V199H121ZM150 199L149 201L150 202H152L151 204H152V207H153V203L155 202L154 201V199ZM229 198H230V200H229ZM232 198V199H231ZM18 199H17V201H18ZM50 199V198H49ZM51 199H50V201H51ZM73 199V200H72ZM252 199V198H251ZM45 200H43V202L45 201ZM122 200V201H121ZM156 200V199H155ZM184 200H186V202L184 201ZM199 200H201V199H199ZM234 200H236V199H234ZM22 201V202H23ZM26 201V202H25ZM49 201V202H50ZM194 203H193V202ZM208 201V200H207ZM208 201V202H209ZM262 201V200H261ZM260 201V202H261ZM60 202V203H59ZM185 202V203H184ZM188 202V203H187ZM192 202V206H189V205H191L190 203ZM202 202V201H201ZM263 202H264V199H263V201H262V204H263ZM41 204V202H38V205H40ZM215 203H217L218 204V200H216L215 201ZM214 203V204H215ZM235 203V202H234ZM24 204H27V205H24ZM37 204V203H36ZM57 204H61L60 206L58 205L57 206ZM151 204H149V202H148V205H151ZM175 204H174V206H175ZM182 204H184V205H182ZM187 204V205H186ZM189 204V205H188ZM213 204V203H212ZM261 204V206H263ZM3 205H4V207H3ZM20 205H22V206H20ZM42 205H44L43 203L40 205L41 207H43ZM125 205V204H124ZM165 205H167V203H164L163 205H161L160 206V208L162 209V211H161V213H162V217H161V219H160V223L162 224H160V223H158V219L157 220H155V218H153L154 220H155V223H154V221L152 222V223H154V224H151V228L152 229H154L155 227V225H157L158 224V228L160 229H155V230H152L153 232H154V235H156V233H158L157 231H159V233H161V229L163 228V224H165V214H166V210L164 209L165 208ZM182 205V206H181ZM33 206V207H32ZM52 206V207H53ZM78 208H76V207ZM176 206H175V210H176ZM6 207V208H5ZM121 207V208H120ZM149 207V206H148ZM151 207V206H150ZM182 209H181V208ZM185 207V208H184ZM191 207H193V208H191ZM231 206H228V208H230ZM264 207V206H263ZM38 208V207H37ZM45 208V207H44ZM43 208V209H44ZM159 208V209H160ZM189 210H188V209ZM227 208V209H228ZM233 208V210H231ZM241 208V207H240ZM239 207H237V205H236V207L234 208L233 206L229 209V210H227V212L226 213H229V211H231V213H232V211H236L235 209H238V211L236 212L237 214H244V213H240V210H242V209H240ZM47 208H45L44 210H46ZM53 209H54V207H53ZM61 209H62V211H64L63 213H62V211H61ZM186 209V210H185ZM193 209V211H190V210H192ZM217 209V211L214 209L213 211H215L214 213H216V214H218L217 212H218V208H216ZM5 210V211H4ZM29 210V209H28ZM33 210V209H32ZM164 210H165V212H164ZM174 210V209H173ZM182 210H183V212H182ZM260 210V209H259ZM151 210H150V208L148 209V215L150 216V214L152 215V213H149ZM207 211V210H206ZM244 211V210H243ZM243 211H241V212H243ZM247 211V210H246ZM3 212H5V214L3 213ZM174 212V211H173ZM176 212V211H175ZM175 212H174V215H175ZM192 212H193V214H192ZM208 212V211H207ZM234 212L231 214V213H229V214H227V216L225 217V219H226V225H225V223H224V225L225 226H223L222 227V229L225 227V230H229V229H231V226H232V228H234L235 229V227H237V225L236 226H234V224L232 223V217L234 216ZM239 212V213H238ZM18 213V214H19ZM32 213H33V211H32ZM62 213V214H61ZM163 213H165V214H163ZM188 213H191V214H188ZM68 214V215H67ZM69 214H70V219H67L68 218V216H69ZM159 214H160V212L158 211V213H157V215L159 216ZM187 214V215H186ZM216 214H213L212 216L213 217H217V216H215ZM231 214V216H229ZM237 214H235V216L237 215ZM248 214H250V218H252V216H251V213L249 212ZM247 213L245 214V216H247L248 215ZM157 215H156V218H159V217H157ZM206 215V216H205ZM233 215V216H232ZM31 216V217H30ZM103 216V215H102ZM185 218H184V217ZM235 216H234V222L236 223V224H238V219L240 218V217H242L241 215H238V216H236V218L237 219H235ZM3 217V216H2ZM20 217H21V220H23L25 223H27V226H26V228L23 226V224H25V223H23L22 221H20ZM34 217V218H33ZM164 217V218H163ZM173 217V216H172ZM183 217V219H181ZM207 217V218H206ZM5 218H7L6 219V224L7 223H9V224H11L12 226H9L8 224V226H9V228H12V229H8V227H6L7 225H5V224H3V223H5ZM31 218V219H30ZM162 218L164 219V221H162ZM209 218V220H207ZM247 218H248V216H247ZM249 218V220H251ZM44 219H46L45 218V215H44ZM67 219V220H66ZM123 219V218H122ZM241 219V218H240ZM246 219V218H245ZM35 220V221H36ZM52 220V221H51ZM69 220V221H68ZM70 220H73V222H74V225H73V223L71 224L70 222ZM127 220V219H126ZM181 220V221H180ZM212 220V221H211ZM236 220V221H235ZM247 220V219H246ZM1 221H3V222H1ZM40 221V222H39ZM45 221V220H44ZM208 221H210V223L208 222ZM238 221V222H237ZM242 221H244L243 220V218H242ZM22 224H21V223ZM51 222H52V224H51ZM232 223L231 224V226H230V223ZM247 222V221H246ZM69 223L72 225V226H70L69 225ZM127 223H128V220H127V222L125 221V220H123L122 222H120L118 225L119 226H122L121 227V229L122 230H124V228L127 226ZM150 223V222H149ZM171 223H173L172 221L168 224V225H170L171 227H173L174 228V226L173 225H171ZM209 223V224H208ZM215 223V222H214ZM222 223V224H223ZM229 223V224H228ZM17 224V223H16ZM54 224V225H53ZM241 224H242V222H241ZM250 224V223H249ZM50 225H52L53 226V228H52V226H50ZM154 225V226H153ZM201 225V226H200ZM209 227H208V226ZM214 225V224H213ZM230 226V227H226V226ZM51 227V228H49V227ZM161 226V227H160ZM166 226V225H165ZM165 226H164V228H165ZM170 226H169V228H170ZM197 226H200L199 227V229H201V230H203V231H205L206 232V234H205V232H203V231H198V227ZM204 226H205V228L207 229H205L204 228ZM208 228H207V227ZM212 226V225H211ZM222 226V225H221ZM154 227V228H153ZM193 227H197L196 229H194ZM25 228V229H24ZM32 228V229H31ZM38 230H37V229ZM204 228V229H203ZM220 228V227H219ZM227 228H229V229H227ZM259 228V227H258ZM37 230V231H34V230ZM50 229V230H49ZM126 229H127V227H126ZM125 229V230H126ZM171 229L172 228H170L169 230L171 231ZM192 229H194L195 230V232L196 231H198L197 233H199L198 234V236H196L195 235V232H193L192 231ZM221 228L219 229V231L220 230H222ZM263 229V228H262ZM4 230V229H3ZM10 230H12L11 232H10ZM39 230H41L42 231V234L40 235V233H41V231L38 233V231ZM124 230V231H125ZM172 230H176L175 228L174 229H172ZM224 230V231H225ZM237 230V229H236ZM247 230H249V229H247ZM246 230V228H245V231H247ZM208 231V232H209ZM6 232H9V233H11V234H6ZM34 232H36V233H34ZM152 232V233H153ZM156 232V233H155ZM173 232V231H172ZM201 232L202 233H204L203 235L201 234ZM225 232H228V234L226 235L227 236V238L229 237L228 235L229 234H231L232 232H234V231H225ZM224 232V233H225ZM244 232V231H243ZM28 233V235L30 234V233H32V235H34L35 234V237H34V241H32L31 240V242H30V239L28 240L29 241V243L31 244V245H29L28 244V246H26L27 245V243L25 244V242L27 241V239L26 238H28L27 236H26V238H25V235ZM38 233V234H37ZM44 233V234H43ZM124 232H121V239H122V234H123ZM125 233H126V231H125ZM124 233V236L126 235ZM170 233V232H169ZM219 233V232H218ZM221 233V232H220ZM220 233H219V236H221V237H224V236H222V234H223V231H222V233H221V235H220ZM237 233V232H236ZM18 234V233H17ZM20 234V233H19ZM23 234H24V237H22L23 236ZM226 234V233H225ZM233 234V233H232ZM231 234V237H233L234 236V238H235V232H234V234L232 235ZM239 234V233H238ZM241 234H242V232H241ZM244 234V233H243ZM248 234L250 235V233L248 232ZM31 235V234H30ZM32 235L30 236L31 237V239L33 238L32 237ZM42 235L44 236V237H47L48 235H52L50 238H49V236L47 237V238H44V240L42 239V238H39V236L40 237H42ZM152 235V234H151ZM154 235H152V236H154ZM172 235V234H171ZM224 235V234H223ZM246 235H247V232H246ZM252 235L253 234H251L250 236H251V238H253L252 237ZM5 237V238H7V239H3V237ZM16 236V235H15ZM38 236V238H36ZM201 236V237H200ZM203 236V237H202ZM205 236V237H204ZM219 236H218V238H217V240H213L214 241V243L215 244H213V245H210L209 244V242L208 243H206V241H205V243L204 244H209V246L207 245H205L206 247L204 248V250H206L204 253H209L210 252V254L212 253L211 251H210V249H209V247L210 248H212L211 246H213V248H212V250L213 251H215L214 253H217L218 254V252L219 253H221V251H223V249H224V247L227 245V244H230L229 246H231V247H233L232 249H234V246L236 247V245H235V243H233V242H235V240H236V238L238 239H241L240 237H238V235H237V237L235 238V240H233V239H231L233 242H231V240L228 238V240H227V238L225 239V237L223 238V241H224V243L221 241L222 240V238H221V240H219ZM239 236H241V235H239ZM11 239H9V238ZM21 237V238H20ZM126 237V236H125ZM125 237H123L124 239L122 240V241H124V242H126L127 240H126V238ZM172 237V238H171ZM195 237H198V238H196V240H194L193 242H192V240H193V238L195 239ZM246 237L247 236H245V238H243V239H246ZM0 238V239H1ZM22 238H24V239H22ZM49 238V239H48ZM53 238V240H50V239H52ZM174 238H177L176 236H174ZM173 238V235L172 236H170V241H172V239H174ZM250 238V239H251ZM254 238H255V236H254ZM253 238V239H254ZM8 239L10 240V242L12 243V244H10V242L8 241ZM25 239H26V241H25ZM225 239V240H224ZM238 239V240H239ZM242 239V240H243ZM248 239H249V236H248ZM253 239H251L252 241H253ZM7 240V241H6ZM18 240H20V242L18 241ZM25 242H24V241ZM46 240H48V241H46ZM50 240V241H49ZM18 241V242H17ZM22 241V242H21ZM35 241H37L38 242V244L37 243H35ZM103 240H101V242H102ZM174 241V240H173ZM197 241H199L198 242V244L200 245V240H197ZM212 241V242H213ZM216 241L218 242V241H220V245L218 246L217 244H219V243H217L216 244ZM237 241V240H236ZM240 241V240H239ZM244 241V240H243ZM247 241V239L245 240V242ZM0 242H1V240H0ZM5 242H8L7 244H5ZM32 242H34L36 245V247L38 248V249H36V248H34L35 246H33L34 245V243L32 244ZM52 242H51V244H52ZM124 242H122L123 244H124V247H125V243ZM212 242L210 241V243L212 244ZM249 242H250V244H251V241L249 240ZM18 243V244H17ZM23 243V246H25V247H27L28 249H30L29 247L30 246H33V247H31V249L30 250H28L27 248V252H29L30 251V253H28V255H27V253H26V251L24 252V253H22L21 252V250L22 249H20V248H22L23 246L21 245ZM44 243V244H45ZM103 243V242H102ZM148 243H150L151 245H154L155 244V248L158 250L159 248H158V246H157V244H156V242H153L152 241V243L151 242H147V243H143V245H141V246H138L139 248L141 247V249H139V252L141 253V254H139L140 256L138 257V258H132L131 256H127V255H129L128 254V252H127V249H126V247H125V249L124 250H126V252L125 251H123V252H125V255H124V253H123V256L119 259V260H116V261H113L112 262V264H150V262H153V263H155V264H160L159 262H161L162 264H164V261L163 260H166L165 259V257H167V253H169L168 251V248H167V252L165 253V254H162L164 251H166V249H164V247L162 248V250L160 249V250H158V251H162L161 252V254L159 255V252H156L157 250L153 247V246H150V244H148ZM154 243V244H153ZM175 243V242H174ZM202 243H201V245H202ZM227 243V244H226ZM234 244L233 246H232V244ZM239 243V242H238ZM248 243V242H247ZM13 244H15V245H13ZM25 244V245H24ZM50 244V243H49ZM49 244H47V245H49ZM50 244V245H51ZM127 244V243H126ZM204 244H203V247H204ZM224 244H226V245H224V247H223V245ZM14 246L15 247V249H17V250H15V249H13L12 248V246ZM22 246V247H20V248H17L18 246ZM47 245H45V247L47 246ZM200 245V246H201ZM215 245V246H214ZM216 245H217V248H216ZM241 245V244H240ZM247 245V244H246ZM249 245V244H248ZM247 245V246H248ZM11 246V247H10ZM40 246H43V244L42 245H40ZM127 246V245H126ZM151 247V248H149V247ZM199 246V247H200ZM228 246V245H227ZM229 246H228V248H229ZM242 246V245H241ZM241 246H240V248H241ZM1 247H0V249H1ZM25 247H23V248H25ZM45 247L43 246V248H44V250H45ZM148 247V248H147ZM177 247V246H176ZM178 247H179V245H178ZM231 247L229 248L230 250V252H233V251H231L232 249H231ZM239 247V246H238ZM153 248L155 249V251H153ZM181 248L179 247L178 249H180L181 250ZM201 248V247H200ZM223 248V249H222ZM226 248V247H225ZM228 248H227V250H228ZM249 248H250V245H249ZM11 249V250H10ZM34 249H36V250H34ZM148 249L150 250L149 252H148ZM164 249V250H163ZM202 249V248H201ZM13 250H15V251H13ZM18 250H20V251H18ZM184 250H181V252H183ZM187 250H186V253L185 254H187V255H185V256H188V253H187ZM208 250V251H207ZM219 250V251H218ZM221 250V251H220ZM236 250H237V248L235 249V251H234V253L236 252ZM8 251V252H7ZM12 251V252H11ZM23 251H24V249H23ZM192 251H193V249H192ZM218 251V252H217ZM229 251H228V254H229ZM0 252H1V250H0ZM1 252V253H2ZM188 252H190V251H188ZM202 252V251H201ZM239 252H240V250H239ZM239 252H236L235 254H238ZM251 251L249 250V253H250ZM13 253V254H12ZM158 253V254H157ZM175 253H177V252H174V254ZM194 253V252H193ZM192 252H190V254H193ZM234 253H230V256L227 254V256H228V261H229V257H231V255H234ZM247 253H248V251H247ZM246 253V255H248ZM21 254V255H20ZM30 254V255H29ZM173 254V253H172ZM173 254V256L175 257V255ZM183 254V253H182ZM181 253L179 254V255H182ZM203 253H201V257H200V254L199 255H196L195 257L197 258V259H199L198 258V256L200 257V259H201V263L199 262V261H197L196 262V260L194 259V262H196V264L198 263V264H203V263H205L206 261V257L208 256V258L209 257H211L210 256V254H208L207 256H206V254H205V256L204 255H202ZM213 254V253H212ZM211 254V255H212ZM217 254H214V256L212 255V259H215L216 258V256L215 255H217ZM224 254H225V250H224ZM1 255V256H2ZM19 255V256H18ZM25 255H26V257H25ZM161 255H163V257L161 256ZM171 255V254H170ZM178 255V254H177ZM176 255V256H177ZM178 255V257H180ZM218 255H220V254H218ZM78 256V257H77ZM157 256H159V257H157ZM160 256H161V259H160ZM221 257L223 256V254L221 253V255H220ZM220 256H217L220 260H222L221 258H220ZM255 256H256V253H255V255H254V258H253V260H255ZM258 257H259V255H257ZM262 256H264V255H262ZM184 257V256H183ZM182 257V258H183ZM190 257H191V255H190ZM190 257H189V260H190ZM192 257H194V255L192 256ZM203 257V258H202ZM224 257H226V256H224ZM233 257L234 256H232L231 258L233 259ZM1 258V259H2ZM7 258H8V260H7ZM13 258V259H12ZM21 258V257H20ZM30 258L32 259V255H31V257H29L28 258V260H24L23 262H25V264H28L30 261H32V260H30ZM157 258V259H156ZM169 258V257H168ZM185 258V257H184ZM183 258V259H184ZM187 259H188V257H186ZM204 258H205V260H204ZM217 258V259H218ZM223 258V257H222ZM261 258V259H260ZM262 258H264V257H259V260L261 261L262 260ZM0 259V260H1ZM19 260V262H17L16 260ZM154 259H156L155 260V262H154ZM158 259H160L161 261H159ZM179 259V258H178ZM217 259H215V260H217ZM224 259V258H223ZM232 259L230 260L231 261V263H233L235 260H233V262H232ZM167 260H169V259H167ZM166 260V261H167ZM179 260H181V259H179ZM178 260V261H179ZM186 259H184V262L187 264V262L185 261ZM203 260H204V262H203ZM215 260H212V263L211 264H217L216 263V261ZM220 260H217V261H219L220 262ZM159 261V262H158ZM165 261V262H166ZM177 261V260H176ZM183 261V260H182ZM182 261H179V263L178 264H182V263H180V262H182ZM188 261V260H187ZM211 261V260H210ZM213 261H215L214 263H213ZM226 261V260H225ZM229 261V262H230ZM33 262V261H32ZM32 262H30L29 264H32ZM203 262V263H202ZM218 262V263H219ZM222 262V261H221ZM223 262H224V260H223ZM227 262V261H226ZM226 262H224V264L226 263ZM257 262V261H256ZM264 262V261H263ZM37 262H35L34 264H36ZM153 263H151V264H153ZM169 263V261H167L165 264H168ZM177 263V262H176ZM208 263V262H207ZM206 263V264H207ZM210 263H208V264H210ZM230 263V264H231ZM253 263V262H252ZM251 263V264H252ZM20 264H22V262L20 263ZM184 264V263H183ZM220 264H222V263H220ZM233 264H237V261L236 262H234ZM238 264H239V262H238ZM257 264H258V262H257ZM261 264H264V263H262L261 262Z\"/></svg>",
	"mask_w": 264,
	"mask_h": 264
}]
</instances>
